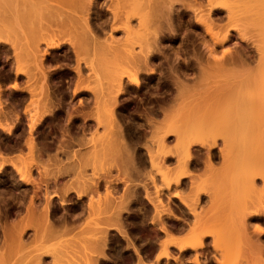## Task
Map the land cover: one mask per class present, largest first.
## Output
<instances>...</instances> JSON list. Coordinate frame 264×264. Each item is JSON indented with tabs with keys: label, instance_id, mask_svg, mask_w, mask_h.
I'll list each match as a JSON object with an SVG mask.
<instances>
[{
	"label": "bare ground",
	"instance_id": "1",
	"mask_svg": "<svg viewBox=\"0 0 264 264\" xmlns=\"http://www.w3.org/2000/svg\"><path fill=\"white\" fill-rule=\"evenodd\" d=\"M36 1L37 0H0V57L5 58V59L1 58L2 60L7 59L6 60L7 61L6 67L9 63V66L7 67L8 69H12L11 67L16 65L15 67H13V69L15 68L13 70V72H12V70H10L11 73L8 70H7L8 73L6 70H4V71H6L7 74L5 72H3V74L5 73L6 75L2 76L3 77L2 79L11 78V80H13V82L10 85L9 84L10 81L7 79L9 82V83H7L8 85H6V86H8L7 88H9L11 86L10 87L11 90H15V89L17 90L19 88H20L19 90H24L23 93L21 92L22 94L18 93V94H20V98H19L20 101L19 100H18L19 102L16 101L17 105L20 102L22 103L23 100H26L27 97L29 98V100H31V98H32V101H29L27 99L29 102H31L30 103L31 105L27 103L28 104L27 107L32 106L33 103L35 104L31 108L28 107L29 109L35 110V112H33V111L30 112V110H28V109L26 110V106L24 105L25 103L24 104L22 103V105H24L25 111H24V108H22L21 103H20V107L23 109V111L18 110V109H20L19 106H18V109L15 108L18 110L17 112L22 113V115L25 112L26 117H27L25 119L26 127H24L25 125L23 124V122H24L23 117L24 116L21 118L23 120L20 119L21 121H23V122H21L19 120V118L21 117L20 116L21 114L18 115L19 117H16L17 115L15 116L14 114H17V113H15L14 109L13 110L10 109L14 112V114L10 110L0 111L1 120L3 118L2 123H4L3 121H5V123L7 122V120L10 121L13 117L12 118H9V117H11L13 115L15 116L12 119L14 123H12L10 121L11 122V124H9L10 126L9 125L7 126V124L4 126L5 123L2 124L0 122V131L1 132L3 130H6V131L10 132V134L12 133V137H13V135H14L13 130L14 129H17L19 126H22V125H24L23 126L24 128H27V129L21 130L22 132L19 129L20 133L18 131H17L18 134L15 133L16 134L15 135L16 137H14L15 139L11 137V140L12 139L14 140V141L12 140L13 141L12 143H10V144L8 143L6 145V144H4L5 142H3L4 145H1L3 147L5 145L6 146L3 148V150L5 152L0 148L3 151V153H2V151H0V174L5 170V168L1 167V165L4 167V165L2 164V163H4V161H5V163H8V161H9V164H11L12 162L10 160H12V159L14 160V158H15L16 160L22 161L23 158H25V157L27 158V159L25 158L26 161L31 160L29 163H31L32 165H34V163H32L34 160L35 161L37 160L40 162V159H43L40 162L41 165L44 164V166H45V164H46L48 167L45 166L46 168L43 169L42 168L43 166L41 167L39 165L41 167V169L43 170L42 171V170H40V168H38L39 167L38 165H37L38 167L36 166L40 170V172H38L40 174V176L44 173V177L46 178V176L47 175L50 176V174L52 172L55 173V176L53 173V174H51V177L48 176L46 179L44 177H41V179L44 178L46 184H47V182H49V180L51 178H52L51 180H53V179L55 180L56 176L58 175V173H60V171L62 169L61 173L64 172L68 176L67 179L65 178L66 176L64 177L65 181L63 180L64 181V182H62L63 184L61 183L60 185H58L59 184L58 180L62 176H64L63 175L64 173L59 174V176L61 175V177L58 178L57 184H55L54 181H53L54 182V184H53V182L50 180L51 183L54 185L52 189H54V188L56 189L55 185L56 186L58 185L57 189H56L57 191L53 195L56 196L57 192H60V189H58L59 186H61V188H62L61 189L62 194H61V192L59 193V196L61 195L60 198H58L59 197L58 195L56 196V198L54 197V199H53V197H51V196L50 197L53 199V201L56 199L57 201H55V202H59V204L56 203L54 207H56L57 204H58V206L61 204L60 206L62 207V202L60 203V201H61V198H63V197L64 198L62 201H65V202L67 201V203L72 201L71 202V208H70L71 210H70L69 215H72V218L73 219L75 218L77 221H74L73 219H71L68 222L67 221L68 217L66 218L67 220L64 221L63 217H65V216H64V214L61 215V212L65 213L67 211V209H65L66 211L60 210L61 212H59V213L61 215V218H63L61 220H62V222L64 221L63 224L60 225L59 222L61 220L60 219H59V221L57 220L60 217V215L58 214L59 217L57 218V216H56L57 213L55 215L53 213L54 211H52L53 208L51 209V203H52L51 201L52 200L49 198V195H50L49 193H51V191L50 192L49 191L48 192H46V191L42 192L41 190H44L43 188L40 190V186L42 184H38L39 182H37V184L40 185L39 187H37V184H35L36 181H34V183H33L34 186L29 185V184H32L33 180H35V179L32 180V178H30V172H29L30 169H28L27 167H25V169L22 168L23 165L21 166L22 169L20 167L18 168V167L13 165L14 169L12 172L15 171L14 172L15 174H11V175L16 176V171H17V176L15 177L16 179L15 178L14 179L17 180V182L18 181L19 182L21 181V183L23 182V185H24V183H29L28 184L29 186L28 185L27 186L28 187L32 186V188H31L32 191H34L35 189H39L38 192L40 191V195H41V192L45 193V194H42L45 197L44 198L42 197L44 199L43 200L44 203H42V205H41L42 207L37 208L36 206L37 205L40 206L39 204H41L42 199L37 197L38 195H37L36 191H34V192L31 191V192L33 193L34 198H35V196L37 197V201H38V199H40V201L38 203L35 201L37 205H35V202L32 201V199H30V198L28 199L29 201H27L28 204L25 205V202L23 201L24 198L21 197L22 194L20 193L21 196H20V194H18L21 198H23V200L21 198H20L21 200L18 198L20 200V204L22 201L24 203L23 205L25 206L24 208L22 207V210L24 212L23 214L25 216L28 215L29 218H32V219H30V222H31L30 224H32L31 227L34 230L29 226L30 224L27 223V221H26L29 219L28 216L26 217L27 218L26 219V218H24V215L21 216L22 212L20 213L21 215L18 214L19 210L21 211V209H19L20 207L17 208L15 206H17L16 204H18V206H22V205H20L18 201L15 202L16 204L14 203L15 204L14 207L17 210L19 209L18 211L16 209H14L15 213L18 214V216L16 217V215L13 213L14 211L12 210L13 209V207H12L13 206L12 205L13 200L11 203L9 202L10 203L9 206L12 205L11 206L12 209L8 208V210H11L13 212H11V211L10 212L8 211V212L14 214L16 219H18V217L20 215L19 219L22 217L21 219L25 220V222L23 221L24 222L23 223L22 220H19V221L16 219L14 220L13 219L14 215H13L12 221H14V222L10 223V222H12L10 220L11 217L9 220H7L8 218L2 216V217H4V219L6 218L5 222L8 221L9 225L3 221H2V223L0 222V264H98L99 258H102L101 256L108 258V259H111L110 256L107 257L109 254L107 256L105 254L106 253L105 250H107V249H105L106 248L105 246H106V242H108L107 238H109V237H107V235L112 233V232L111 233L107 232V230H108L107 227L109 225L110 226L112 225L113 228H115L118 223L121 224L120 221H121V219L123 220V217L125 215V214L123 216L121 215L122 218L120 217V213H122V210H124V213L129 212V210L124 209L126 202L128 203V201H126L127 200L126 198L131 199L133 197L131 195H133L134 191H133V189H131V187L129 188L130 190L133 191V192H130V193H132L130 195L131 196L130 197V196H126L127 195L126 192H128V191H125V190H127V188L129 186H131L130 182L133 180L132 179L133 177L131 178L130 175H126L127 177L129 176L132 179L128 183V185L125 182L128 179H130L129 177H128V179L126 177H124V178L119 177L120 180H121V178L125 179L123 182H121L122 185H120L122 187L125 184V186L122 187L124 190H122V188H119V186L116 187V188H119L123 191V192H121L122 193L121 194L119 191H118L119 192L118 193L117 192L118 189L116 190V188L114 187L116 185L113 186L114 190H112V188H111L112 186L110 184H114V182L112 181L111 177L106 176V178L108 179L107 181H105L106 180L105 178H102L103 180L105 179L104 180L105 182L100 179L102 182L105 183V184L100 183L102 185H100L98 182H95L99 179V177L97 178V176H96L97 174H96L95 170H98V168L99 167L101 168L103 165L105 167L107 165L108 166L110 165V167H112L111 166L112 164H110L111 162H113V167L116 168L117 163L115 161H117L120 166L118 168H116V169H118L116 171H119L120 174L121 173L123 174V173H125L124 171L126 169L128 171V169L130 168L129 170L132 169V173L130 171L129 172L126 171L127 172L126 174L131 173L134 175L135 171L133 173V169H135L136 173H137V171H138L137 168L139 169L138 166H140L139 164H141L142 162L144 164V161H141V159H140L142 157V154H140L141 157H138V156H140L137 153L138 151H140V152L145 151V153H146V155H145V153L143 152L147 158V160H146L147 162H145V163L148 164V165L146 164L147 166L146 165L145 166L148 169L150 168V170H147V171H149V172H147L145 169L146 172H144V173H146V175H148V177H146V175H144V176H145V178H147V180L149 178V181L151 184L153 183L152 188L157 185L154 183L156 180L154 181L153 175H155V176L158 175V177H160V179H161V180L158 179L159 181H161V187L163 186L162 188H165V190L168 191L167 193H169V194H167V202H165V203H168V201L170 202V200L168 199V195H171L169 197H172V193L174 192L173 196H175L176 199L178 197V200H179L177 202L182 203V205L180 204L181 208H179V209H181L180 212L186 211L187 213H189L191 215L190 216V215L186 214L187 220L189 219L188 216L192 217V219L190 220L191 222H189V223L185 219L184 221H187V222L184 223L183 228H185L184 226L187 223L188 224L186 225L187 226L186 228L187 229L190 228L189 225L193 226L195 220H196L195 222H200L199 223L200 225L197 223V224H195L194 227L199 226V228H201V221L205 225V226L202 225V227L203 226L205 227L202 229V232H204V233L199 232L200 231L199 228L195 229L194 227L193 228L195 230L194 231L190 230L192 233L189 232L191 234H188V235L186 233L187 230L185 232H183V230H182V232L186 233V235H187V236L184 235V237H183L182 232H179V233H182L181 235L178 234L179 236L175 235L177 230L174 231L176 229V227H173L174 224L170 223L171 221L169 222L171 224L170 228H172V227H173V229L175 228L173 230L175 232V233H173L175 236L172 235V230H171V232H170V230L168 232L167 229H169V227H167V225H169V224L165 223V224H167V225H165L163 223L164 225L162 224V226H163L162 229L165 228V230L168 233L166 234L164 231L163 233H164V235L166 234L167 237H164L163 241L158 240L159 241L158 242L157 239L159 237L157 238V236L155 235L156 233L154 232L155 233L154 235L157 238V239H155L157 241L156 242L157 244L156 243L155 244L157 245L158 250L160 247V251H157L158 254L153 251L155 254H157V255L153 256L154 259H156L158 261V258H160V257H165V258L171 257L172 253L170 256L169 255L170 253L168 251L170 250V252H171L172 249L169 248V250H167V245L168 244L169 245L174 244L175 245L174 248H177V250H176L177 252L184 251V250H186V248H189V250L192 249L193 253L188 250V253L191 252L190 255L191 254L193 255L192 259L189 256L191 259V262L196 263V264H204V263H201V261L206 262L205 261L206 259L201 260L202 258L200 256V254H201V252L203 253L204 247H206V241L207 240L205 241V237H209L210 239H213V240L207 241V242H209V245H212L209 249V250H211V254H210V252L207 251L208 248H207V250L205 249L206 252L205 251L204 252L206 254L208 253L210 255H215L214 253L217 254V252H218V255H219L218 258H217L218 255L213 256V257H215L216 261H215V259H213L212 256L210 257V255H209V257L213 259V263L216 262L215 264H219V263L220 264L221 263L222 264H234V262L236 264H240V263L241 264L242 263L243 264H264V246H262L264 243L261 245L262 240L260 239V237H262V235L264 234V229H262V228H264L263 227L264 226V224H263V222H264V0H172V1L171 0L170 1L164 0L166 3L163 0H160L161 3L159 0H157V1L154 0L157 3L155 5L150 4L151 3L150 0H108L107 1L108 7L106 9L104 7L107 3L105 5H103L104 2L101 1V3H100L99 2L100 0H78V4L76 2L77 0L76 1L72 0V1L76 2L75 4H77V6L74 5L75 8L72 6V9L74 8L75 10L74 9L73 10L75 12L70 11L72 9H70L68 11L74 12V13H68V12H64V11L58 12V14H60V13L64 14L65 13L64 15H61L63 18L62 17L60 18V15L59 16L57 15V17H56V14H57L56 12L58 11V8H59L58 6L52 5L53 6L52 7L50 3L46 2V0L42 1L43 2V3L41 2L42 4L40 3L41 0H38L37 2ZM48 1H51V3L53 1V3L55 2L54 4H57L56 0H48ZM61 1L62 0H57L59 6L61 4L63 5V2L61 3ZM64 1L67 2L69 0H64ZM154 1L152 0V2H154ZM59 2L61 4H59ZM162 2H164L163 6H166L165 8L163 6H161ZM45 3L47 5L50 4V6H47ZM72 3H74V2H72ZM174 3L177 4L179 6V8L180 7L182 8L181 10H179V12H177L178 10L176 11L174 9V7H172V5L173 6L175 5ZM39 4L43 5V8L45 10H47L46 6L48 7V10L43 12L44 16L41 14V11H43V9L41 8V6ZM67 4H68V2H67ZM168 4L171 5V8L168 7L169 6ZM99 5H100V8H102V6H104L103 7L104 10H102L103 15H100L97 13ZM65 6H66V4H65ZM67 6H69V5H67ZM178 6H177V8H178ZM49 7H52L53 10H51L52 8H49ZM56 7H57V9H56ZM69 8H71V6H69ZM55 9H56V11H55ZM59 9L62 10L61 8H59ZM49 11H51L50 12L51 14L48 13V14H50L51 18L48 17L47 23L50 21V19L52 20L54 18V20H55V18H57V19L60 18L59 20H61V23H62V21H64L63 24H64L66 30L67 31L71 30L74 32L73 33L71 31H68V33L69 32L73 33V34L70 33V35H73V38H71L72 36L69 37L71 39V41L69 43L70 48L69 47L66 48V46H65L66 50L69 48L67 50V53H68V51H70L69 52L70 54L68 53L69 56H68L67 60L71 61V64L75 62L74 63L75 66L73 65L74 66L73 69L70 67L73 70L72 74L74 72L73 75L75 76V79H72V81L77 79L76 80L77 83L78 82L82 83L83 81L85 82V80H83V79H82L83 81L82 80L78 81V79H81L80 78V76L82 75L81 71H82V68H84V67L87 68L90 72L94 71L93 77H94V74L97 73V70L99 71V73L101 72V75H103V77L105 75H106V77L109 76L108 86L105 85V87H104V89H105L104 91H106V93H105L106 95L103 94L102 92H100L98 89V87H99V85L97 84V78L98 77L95 78V83H96V85H98V87L94 86V87H91V89H90V90L93 89L91 91L92 93H90V95L92 94L91 100L97 102V104L99 103L98 106H94V104H95V102H94L93 106L96 108L98 107L100 115L94 114L95 117L94 116L92 117L93 107H91L92 108L91 111H90L89 107L87 109V105H88L86 103L87 101L84 102L83 100L82 101L84 102V104L85 103L87 104V105L85 104L86 108H84L85 107V106H83L84 104L81 103L83 108L85 109L84 111H86V109H87V113L89 112L90 115H89V113H88V115H86V113L84 111L79 113L80 110H83V108L80 109L77 114H74V113H76V111H74V108H71V107H70V109H73L71 111H74L73 116L71 115L72 113L67 114V113H69L70 110L65 107V106L68 107V104H65L66 98L63 95H62L63 97L62 96L61 97L55 96V92L53 89L54 86L56 87L55 91H58V95L60 94L61 89H63V87H62V85H58L56 83L57 81H60V80L55 79L54 81H56V80L57 81L53 82L52 81L53 78L50 79L53 76H50V78H48L47 72H49V71L46 70V67H47L46 66V60H47V56L53 55L54 51L63 50L62 46L64 45L65 42H60V40L58 41V35H60V32H62V30H64L65 28H63L64 26H60V28H59L60 22L57 25V23H55L54 20H53L54 24L48 23L49 25H46V23L44 22L45 18H46L45 12H49ZM53 11H55L56 14H53ZM175 11L178 13L175 16L178 18V19L176 18L177 20L174 19V15H173ZM188 11H190V13ZM182 13L185 14V17L181 16V15H183ZM52 14L55 17H53ZM92 14L94 15V17ZM188 14H191V15H188ZM179 15L181 17L187 18L185 22L188 23V21H189L190 25L193 28L199 29V32H195V30H194L195 33L192 32L194 37H193V35H191L192 33L189 34L193 37V39H190L188 41L186 40L188 43H185L183 45L180 44V46L177 48V50L175 52L173 51L172 54L170 53V55L174 54V57L171 56L173 63L170 62L169 59H171V57L167 56L166 55L167 53L164 54L165 56L162 54L164 56L163 59L166 62L171 63L170 65H168L166 71L168 70L167 72L169 73V76L171 77L172 81H169V82H170V84H172L174 86L173 90L171 88L172 91H169V93L163 95L162 99L160 97L161 101L160 102L157 101L158 103L155 101L157 99L154 100L156 103L153 101L154 104L152 103V105H151L152 101H149L150 106L148 108H144L147 110L145 111V114H143V118H142V120L145 119L143 121H145L147 123V126L145 127L144 122H143V130L140 131L142 133L141 134L142 136L138 133L140 135V137L138 136V134H135L134 132H132L133 130H130L132 133H134L133 136L135 135V137H139V138H135V140L134 139L132 140L131 138H129L130 136H128L129 133L131 134V132H129L128 124H126V123H129V121L131 119L140 121V120H138L140 117L139 118L137 117L138 119H134L132 116H134L135 114H133L131 116L130 114H128L130 111H127L128 112L127 116L130 115L132 118H129L130 117L129 116L128 118L130 120H128V122H126L127 120H125V118L127 116L125 115V113H121V112H118L119 110L118 111L116 110L117 104H119V103H117L118 102L117 100H119L118 95L126 92V89H127L126 88V85H127L126 82L128 84L130 83V84L136 85V87L140 86L143 83L140 80V79H142L139 77L140 74H138L142 70L143 71L145 70V73L155 71L154 70L155 64L153 63V61H154V58L156 57V55L159 52H160L159 54H161V52H162V50H161V47L163 46L162 41L165 40L166 34H168V36H169L168 39L171 40L172 37L175 38L180 33V32L178 33V30L180 31L179 28H181V26H179L180 25L179 20L181 19L179 17ZM184 18L182 20H184ZM174 20L176 23L174 22ZM182 23H184V22H182ZM53 25H54V28L52 29ZM47 26H48V32H47ZM55 26L58 27L59 29H57ZM187 26L189 27V25H186V27ZM186 27H185V29H187ZM187 30H189V29H187ZM190 32H191V30H190ZM65 33L68 35L67 32H65ZM184 33H185V31H184ZM61 34H63V32ZM117 34H119V35L117 36ZM186 34L187 33H185V36H186ZM137 35L139 36V38H137ZM182 37H184V36H182ZM67 41H68V38H67ZM181 41H183V40H181ZM184 46H186V47H184ZM188 46L190 47L189 49H188ZM188 52L191 53V56L188 54ZM57 53L58 52L54 53V54H56L55 55L56 57H57V55L58 56L60 55ZM8 54H10V55H8ZM61 55H64V54L61 53ZM71 55H73L74 58ZM79 55H80V57H79ZM162 55H160V57ZM70 56L73 59L69 60ZM65 57H67V56H65ZM84 57L87 59H85ZM89 57H91V58H89ZM160 57H159V59L162 58V57L161 58ZM49 58H51V56ZM57 58H59V57H57ZM91 59L93 62L96 61L97 63H95V62L93 63L91 61ZM51 60H52V58H51ZM72 60H74V61H72ZM80 60H83V64H82L83 66L79 64ZM174 61H176V62L174 63ZM49 62H50V60H49ZM49 62H48V64H49L48 68L50 67ZM13 63H14V65H13ZM93 64L94 65L96 64V65L94 66ZM163 64L164 63H162V65ZM29 66H31V68H29ZM3 67L5 68V65ZM95 67L98 69H96ZM126 67L133 69L134 73H133V75H131V73H130V75H127V77H126L127 81L125 82L123 77H125L126 75L123 76V74L124 73L126 74V70H128ZM28 69H30V70L33 69V71L35 73L39 74V76H38V74H35L31 70L33 72V74L38 76V81L37 82L35 81L36 83L34 82V79H36L37 77L35 76L36 78L35 77L33 78L32 72H29L30 70H28ZM71 69H69V70L71 71ZM163 69L165 71L164 67H163ZM69 70H68V72H70ZM95 70H96V72H95ZM160 70L161 69H159V71ZM83 71H84V69H83ZM131 71L132 70H130L129 72H131ZM54 72H56V71H54ZM166 73L163 72V74H165V75H166ZM10 74H12V75H10ZM66 74H68V73H66ZM72 74L70 73V76ZM86 74L88 75V73H86ZM48 75H50V74H48ZM59 76L60 75H58L57 78ZM70 76L66 77V78H68L67 80H69ZM144 76H146V75H144ZM144 76H143V78H144ZM149 76H151V75H149ZM72 77L73 76H71V78ZM162 77L163 76H161V78ZM170 77H168V78H170ZM54 78H55V76H54ZM71 78H70V81H71ZM82 78H85V77H82ZM31 79H33V81ZM86 79H87V76H86ZM90 79H93V78H90ZM87 80H89V79H87ZM167 80H169V79H167ZM39 81H41V82H39ZM51 81L53 83H56V85L53 84L50 86L49 84L52 83ZM99 81H100V79H99ZM188 81H191V83H189ZM5 82H6V80H5ZM21 82H23V84L24 83H27V84L23 85ZM38 82H39L40 86L37 84ZM60 82H59V84H61ZM93 82H92V85H95V84H93ZM71 83H73L72 84L73 86L76 84V83L74 84V82H71ZM98 83L100 84V82H98ZM102 83H103V81H102ZM34 84H35V86H33ZM66 84H70V82L69 83L66 82ZM109 84H110V87H109ZM3 85H5V83ZM76 85H77L76 87L81 86L78 84H76ZM21 86H23V87H21ZM35 87L36 88L38 87L39 89H37V91H36ZM70 87H72V86H70ZM108 87L110 89H108ZM0 88H2V87H0ZM12 88H14V89H12ZM21 88H23V89H21ZM66 88L68 91H70V89H71V94H69V95L66 94L67 97L70 95H71L70 97L75 96L73 94H75L74 91H76L77 88L75 89L72 87L74 89V90H72V88H69V85H67ZM84 88L85 87H83V89ZM88 88H87V90H88ZM94 88H95V90H94ZM164 88H165V90L169 89L167 86H164ZM10 89H8V90H10ZM100 89H102L101 86H100ZM142 89H144V88H142ZM19 90H17V91L19 92ZM34 90L36 92H34ZM63 90H65V88ZM63 90H62V94L66 92V90L64 92H63ZM81 90H80V92H81ZM17 91H16V93H17ZM1 92H2V90H1ZM24 92H26V93H24ZM53 92H54V94H53ZM80 92L78 91L77 94H79ZM167 92H168V90H167ZM6 93H7V91H6ZM6 93L4 94V96L6 95ZM99 93H102L103 95H100ZM24 94H26L27 96ZM77 94H76V96H77ZM1 95H2V93H1ZM34 95L37 96L38 98L35 97ZM4 96L1 98H4ZM122 96H125V95L122 94ZM13 97H16V96H13ZM34 98H37V102L39 101V99H40V101H43V102L39 101L40 105H38L39 102L38 103L34 102V100L36 101V99H34ZM68 99H69V97H68ZM74 99H76V98H74ZM86 100H88V99H86ZM96 100H98V101H96ZM120 100H122V99H120ZM11 101H10L9 107L13 108V107L17 106V105H15L12 107ZM73 101H75V100H73ZM93 101H91L90 103H92ZM1 102H2V100L0 99V107L2 108L1 104L3 105V102L2 103ZM13 102H15V100H13ZM120 103H121V101H120ZM41 104L44 105L43 109L41 108ZM71 105H73V104H71ZM119 105H122V104H119ZM6 106H8V105H6ZM79 106H80V103L77 107H79ZM82 106H80L79 108H81ZM124 106H127V105L124 103ZM141 106H142V104H141ZM35 107H36V109H34ZM72 107H76V106L73 105ZM1 108H0V110H3ZM22 109H20V110H22ZM37 109H38V111H37ZM45 109H46V112L48 111V113H46V115L51 119L59 117L62 114L59 112L62 110V112L63 111L65 112L64 114H67V117H65V115H64V118H68V116H69V118H71L73 120L75 117V119H76L75 123H77V122L79 123L80 120L82 122H83V120L85 121V123L83 122L84 123L83 128H82V125L80 124L82 122L79 123L81 125V128L83 130L85 128V130H86V132L84 133L80 129L82 131V133L80 132L81 135L79 138L84 136L83 138H81L82 142L80 140H78L79 138H77L78 137L77 135H75V137L77 139L75 137H73V135L75 134L74 131L76 129V127H75L76 125L73 124L74 122L72 123L71 119H69V120H71L70 126L68 124L65 125L66 127L63 126L64 132L62 131L63 128L62 129L60 128L62 124L58 123L59 120L57 121L56 119H54L56 122L55 121H54V123L52 122L53 126H54L53 127L54 132L57 133V131H59L58 132L59 135L56 136L55 141L53 139L54 142H57L56 140H57V138H59L61 136L60 134H62V136L65 134L66 135L68 134V136L66 137V139L67 138L68 139L66 141H64L65 138H61L62 137L61 136L60 137L61 140L58 139V140H60V141H58L59 143L58 142L54 143L55 148L53 147V149H55V152H56V150H57V152L59 150V152L64 154L63 160L60 158L61 154H59V152H58V154H55L54 150L51 149L54 152V154H52L53 156H50L51 154L48 152V150L50 151V149H48V147L49 146L51 147L52 146L51 143H53L50 140L53 137H55L56 134L54 135V133L52 132L54 136L52 135L53 137L49 140L47 139L46 142H44L43 139L41 140L39 138L40 135H37L38 134L37 132L39 131V130L37 131V128H38V125L41 123L40 122L41 116H43V110L45 111ZM118 109H119V106H118ZM75 110H78V109H75ZM138 110H139V108H138ZM7 111H10L11 115H10V112H7ZM94 111H96V110H94ZM38 112H39V114H38ZM40 112H42L41 115H40ZM133 112H135V111H133ZM95 113H98V112H95ZM120 113H121V116L123 115V118H121ZM58 114H59V116H58ZM118 114L120 117L118 116ZM124 115H125V118H124ZM7 116H9V117H7ZM88 116L89 117L91 116L92 118H89ZM4 118H6V120ZM64 118H63V120H65ZM66 120H68V119H66ZM130 122H132V121H130ZM7 123H9V122H7ZM132 123H131V126L133 127V125L136 122H134L133 125H132ZM94 125L95 126L99 125L100 127H101V125H104L105 129L100 128L101 129V131H100V129H96L97 126L95 128ZM50 126L52 128V124L49 125V127ZM104 126H102V127H104ZM135 126H137V125L135 124ZM138 126L141 127L142 125L141 126L138 125ZM138 126H137V128H138ZM11 127L13 128V130L11 129ZM77 127H78V129L80 128L78 126V124H77ZM132 127H129V128H132ZM133 128L135 131L136 130L135 127H133ZM90 129L93 131L99 130V133H98L99 135L95 131L94 136L99 137L100 135H102V134L103 135L100 136L97 140H96L97 137L95 138V137L91 136L92 137L91 138L90 135H93L94 133ZM24 130H26L25 134L23 133ZM51 130H53V129H51ZM72 130H74V131L72 132ZM77 130H76V132H77L76 134H78V131H79V130L78 131ZM102 130L104 133L101 134ZM41 131L42 130H40L39 132L41 133ZM137 131H138V129L135 132L137 133ZM71 132H72V136H70ZM89 132H92V134H90ZM146 133H147V135H146ZM2 134H3V132H2ZM34 134H36V136ZM46 134L43 133V135H45L44 138H46V136H48V134L47 135ZM83 134H85V135H83ZM88 134H90V135H88ZM4 135H5V133H4ZM43 135L41 134L42 137H43ZM87 135L90 138V139H88V141H86ZM6 136H7V134H6ZM22 136H23V139H22ZM37 136H39L38 138H39L40 142L43 141L42 144L37 140V142L40 143L38 145V143L35 141L36 140L35 138ZM50 137H51V135H50ZM141 137H144V141L147 139L146 140L147 143H146V141L145 142L140 141L139 139H141ZM93 138L96 141H94ZM91 139L93 141H91ZM171 139L175 140L174 145H173L175 148L174 151H171L167 145V143H169L168 141H170ZM89 140L91 141L90 143H92V142L95 144L98 143V145H99L98 147H100V148H96L97 144L94 145L93 143H92L93 145H90L88 147V145L86 143L90 144ZM98 140H101V141H98ZM137 141L143 142V143H140L141 144L140 148L138 146L136 148V145H137L136 142ZM48 142L49 143L51 142L50 143L51 145H48ZM72 142L73 143L79 142L80 145H79V143H77L78 146L81 147V144H82L83 148L81 147V150H80L77 147V149H76V147L72 146L73 145ZM104 142H106V143H104ZM64 143H65V145H64ZM99 143H101V144H99ZM56 144L58 145V147ZM154 144H156L155 145L156 147H154ZM63 146L65 148H68V147L70 148L71 146L74 148L73 149H71L72 147L70 149L68 148V150H64V152H63L62 151ZM56 148H58V149H56ZM59 148L61 149V151ZM154 148H156V149H154ZM141 150H143V151H141ZM14 151H17V152H14ZM21 152H22V154H20ZM4 153L7 154L8 157L10 154H14L15 156H18L19 154L22 156L24 154L25 157L22 156L23 157L22 158L19 155V157H21L22 159L21 158L17 159L19 157H14V155H12L13 158L12 157L8 158L7 155H6V157H4V155H5ZM56 155H57L58 159H57ZM106 156L108 157V159L111 158L113 160L109 159L111 162L109 160H107V164H105ZM49 157H52V158L50 159ZM112 157H116V158L118 157V158L116 160H114V158H112ZM137 157L140 159L141 163H138L139 160H137ZM48 158L50 160H48ZM100 159L101 160L105 159V160H102V161H105V162H103L104 164L101 163L102 161ZM174 159H175L174 163L176 165H175V167H172V166L170 167L169 162H172ZM98 160H100L99 161L100 163L98 164L99 166L97 165ZM143 160H145V159H143ZM169 160H172V161H169ZM37 161H36V163H39ZM48 161H51V163ZM121 162H122V164H121ZM48 163H50V164H48ZM94 165H97V166H95V168H94ZM28 166H29V164H28ZM104 166L102 168H105ZM143 166H141V167H143ZM13 167H9V171H11ZM32 167L34 168V166H32ZM50 167L53 169L54 168L55 169L61 168V169H60V171H58V169L57 170L54 169V171H53V169H51ZM87 167H89L90 169H87ZM96 167H97V169H96ZM162 167H164V168H162ZM80 168H83V169H80ZM144 168L145 167H143V169ZM23 169H24V171H23ZM49 169H50L51 173L49 172ZM84 169H85V171L87 169V173L82 172V171H84ZM25 170H27V171H25ZM89 170H91V171L89 172ZM5 171L7 172V169ZM41 171H42V174H41ZM56 171H58V172L56 173ZM140 172H141V170H140ZM140 172H138V173H140ZM28 173H29V175H28ZM88 173H90V175ZM147 173H149V174H147ZM18 174H19V176H18ZM7 175L11 176L10 173ZM138 175H140V174H138ZM40 176H38V177H40ZM98 176H100V175H98ZM134 176H136V175H134ZM141 176H140V178H142L145 181V178L143 176L142 177ZM135 178L137 179V176ZM3 179L5 182L6 178H2V180ZM9 179L11 180L12 178L10 177ZM9 179H8V181H10ZM47 179H49V180H47ZM119 179H117V180H119ZM100 180H99V182H100ZM137 180H139V179H137ZM137 180H135L134 183H136ZM158 180H157V182H159ZM61 181H62V179H61ZM111 181H112V183H111ZM139 181H141V179ZM139 181H138V183H139ZM2 182L3 181H1V183ZM6 183H9V182H7V180H6ZM97 183L99 184V187L105 185V188L100 189L101 192L104 189V191L102 193H100V191H98L99 187L97 189V187H96ZM116 183L117 182H115V184ZM140 183H145V182L142 181ZM146 183H147V181H146ZM2 184H4V183H2ZM10 184H12V183H9V185ZM20 184H18V185H20ZM50 184L48 186H50ZM136 184H134V185H136ZM134 185H132V187ZM139 185H141V184H138L137 187H139ZM143 185L146 186L148 184H143ZM159 185L160 184H158L155 188H158ZM142 186H141V188H142ZM145 186H143L142 189L144 190L145 188H147V190L146 189L144 190L145 191L144 193H146V191H147V193H146L147 195L152 194V192H155V193H153V195L154 194L156 195L157 192H158V194L160 192H161V194L164 192V190H162V188H158V189H160V192L158 191V189L155 190V188H154L152 192L150 191L151 193H148V191H149L148 186H150V185H148L147 187H145ZM185 186L187 187V189ZM34 187H37V188L33 189ZM125 187H126V189H125ZM178 187H179V190H178ZM19 188H20V186H19ZM25 188H27V187H25ZM44 188H47V185ZM141 188H139V189H141ZM180 188H182L184 191L181 190ZM188 188L190 191V192H188L189 194L187 193ZM15 189H17V188H15ZM168 189L172 190L173 192L168 190ZM22 190H23V188L19 192H22L23 194L24 193L28 194L27 192H23L25 190H23V191ZM45 190H48V188ZM49 190H50V187H49ZM115 190L119 194V196H118V194H115V192H114ZM134 190H135V186H134ZM185 190H187V191L185 192ZM137 191H138V189H137ZM180 191L182 193L183 192L185 193L183 195H186V193L188 195L192 194V196L186 195V196L190 197V202L185 200L186 196L183 197V195H181L182 193ZM138 192H140V191H138ZM130 193H128V194H130ZM164 193H163V195H164ZM6 194H8V193H6ZM65 194H68L67 198L64 196ZM72 194H75V198H73ZM83 194H85L84 196L87 197L86 198L87 202L85 201L86 205L84 204L85 206L82 205L83 203L81 201V197H83L82 196ZM161 194L158 195L157 197L152 196V198H150L151 196L148 195L149 196L148 197L146 195L147 196L146 199L147 198L151 199V200H149V202L151 201V203H150L151 206L153 205L155 207V208H153V206H152V209L155 210V213L153 211L154 214H152V215L153 216L155 214L157 215V218L153 217L154 220L151 218V215H150V219L153 220L151 223H153L154 221H155L154 223H156V222L158 223L159 220L165 221V219L163 218V213H166V214L173 213L172 210H174V209H172L171 210L172 212H170V208H173V206L170 207L171 205L168 206V204H165L164 202H162V203H164V204H162L160 202L161 199L159 201L158 197L163 196ZM30 196L31 195L29 194V196H27V197H30ZM135 196H137V193H136V195L134 194V197ZM1 198H0V200H1ZM57 198L60 199V201H58ZM153 198L158 199V200L157 199L156 200L159 202V204H157L159 207L155 204V201L153 200ZM2 199H4V198H2ZM49 199L51 201H49ZM73 199H75V200H73ZM136 199H137V197H136ZM183 200H184V202H183ZM1 201L3 202V200H1ZM129 201L133 202V198H132V200H129ZM152 201H154L153 202L154 204H152ZM157 201H156V203H158ZM132 202H129V204ZM140 202L141 201H139V203ZM185 202L187 203V205L185 204ZM7 203L8 202H6L5 204H7ZM33 203H34V205H33ZM5 204H3V205H5ZM78 204L81 206V209H79V211L82 212L84 210L83 214L81 213V215H85L84 219H83L84 221L83 220L78 221V219H77L80 215L79 214L80 212L76 214V212H77L76 209L79 206ZM129 204H128V208L131 210V208L129 207ZM0 205H2V204H0ZM64 205H66V204H64ZM67 205H66V208H68ZM7 206H3V207L1 206V207L6 208ZM58 206H57V210L59 209ZM68 206H70V204ZM126 207H127V205H126ZM2 208H0V209H2ZM5 208L2 211H5ZM133 208H135V207H133ZM144 209H145V207H144ZM62 210H63V208H62ZM147 210H149V209H147ZM177 211H178V209H177ZM84 212H85V214H84ZM176 212H175V214H176ZM138 213H139V211H138ZM65 214H67V212ZM126 214H128V213H126ZM181 214H183V213H181ZM206 214H208L210 216H208ZM3 215H4V212H3ZM53 215H55L57 219L54 218ZM77 215H78V217H77ZM147 215H148V213H147ZM159 215H160V218L158 217ZM177 215H179V212ZM184 215H182V216H184ZM200 215L205 216V217L203 216V220L200 218L201 217ZM66 216H68V215H66ZM135 216H137V215H135ZM142 216H145V214ZM169 216L170 215H168L167 217H169ZM182 216H177V217H182ZM198 216H200V217L197 219ZM206 216H208L207 217L208 220L211 218L210 219L211 222H210V220H209V222H208V220L206 222V220H205V219H207ZM119 217H120V219H119ZM167 217H166V220L168 219ZM170 217L173 218L172 215ZM53 218H54V220L56 219L58 221V223H56L57 226L56 225L54 226ZM69 218H70V216H69ZM82 218H80V219H82ZM101 218H103V219H101ZM144 218L145 217H143V219ZM175 218H176V216H175ZM255 218L257 220H261L260 222L263 224V226L259 225L260 228H258V226L254 227L252 224V227H254V228L251 229L252 227L250 225L251 224L250 220H252V222H253V219H255ZM4 219L2 218L1 220H4ZM139 219H140V216H139ZM147 219H148V217H147ZM157 219H159V220H157ZM107 220H109V222H107ZM198 220H200V221H198ZM57 221H55V222H57ZM140 221H142V219H140ZM140 221H139V224H140ZM162 221H161V223H162ZM182 221H183V219H182ZM16 222H18V223L16 224ZM28 222H29V220H28ZM77 222H79V223H77ZM105 222H107V224ZM116 222H118V223L116 224ZM130 222H131V220H130ZM180 222H181V218H180ZM205 222H206V224H205ZM255 222L257 223V221H254V224H255ZM19 223H21V224H19ZM132 223H134V219H133ZM143 223H145V221ZM18 224L21 225L19 229L17 228V227H19ZM22 224L23 225L25 224V227ZM122 224H125V222L123 223V221H122ZM129 224H131V223H129ZM156 224H155V227H156ZM179 224H181V223H179ZM257 224H259V223H257ZM27 225L29 226L28 229L31 228V230H33L32 233H30L31 232L30 231L29 234H27V232L23 231L24 228L26 229V227H28ZM121 225H119L117 227H120ZM159 225H157L158 228H159ZM112 226H111L110 230L112 229ZM129 226H132V225H129ZM208 226H210V227H208ZM249 226H250V229L252 231H250ZM117 227H116V229H117ZM125 227L123 226L122 228H125ZM152 227H153V224H152ZM166 227H167V229H166ZM181 227H182V225L180 226V228ZM211 227L213 228V231L211 230ZM128 228H130V227H128ZM144 228H145V226H144ZM183 228H181V229H183ZM119 229L121 231H123L126 228L125 229L119 228ZM145 229H147V228H145ZM162 229H160V230L163 231L164 229L163 230ZM197 229L199 231H197ZM206 229H208V230H206ZM60 230H62V231H60ZM102 230H105L107 233L102 231ZM128 230H126V231H128ZM63 231H65V232H63ZM128 232H130V231H128ZM214 232H216L218 234V236H216V233H214ZM247 232H251V233L250 234L248 233L249 234L248 235ZM123 233L125 235H121L119 233L120 236H122V238L127 235L125 233V231H123ZM239 233H241L244 236V237L242 236L240 240L237 237L239 235ZM134 234H136V233H134ZM67 235H69V236L75 235L76 238H75V236L74 237L72 236L71 239L66 238ZM61 236L64 239H62ZM79 236L82 240L79 239ZM82 236H84V237H82ZM150 236H147V237H150ZM127 237H129V236H126L125 237L126 239H124V240H127ZM37 238L41 242L44 241V244H43V242L42 243L39 242L37 240ZM59 238H61V240H63V241H59ZM65 238H66V242L68 239V243H65ZM77 238L79 241L76 242ZM243 238H244V243L240 244V243H242ZM54 239H55V243H54ZM115 239H117V238L115 237ZM220 239L223 240L221 243H220ZM46 240L49 241V244ZM80 240H81V242H80ZM89 240L91 241L90 243H88ZM113 240H114V238H113ZM217 240H219V243L217 242ZM260 240H261V242H260ZM30 241H32L31 242L32 244L30 243ZM127 241H128V243L132 242L130 239H128ZM127 241H125L126 246L132 244V243L127 244ZM160 241H162V242H160ZM239 241H241V242H239ZM51 242L53 244L57 243L58 246L57 245L56 246H57V248H59L58 249L59 252L56 251L57 248L54 246H53L54 250L48 249L49 245H53ZM75 242H76L77 247L74 245ZM85 242L89 245H86ZM135 242H137V241H135ZM145 242H146V240H145ZM216 242L218 243V245ZM33 243H35V244H33ZM40 243H41V245H40ZM63 243H65L66 246H64L65 244H63ZM111 243L112 242H110V244ZM114 243H116L115 240H114ZM148 243H149V240H148ZM151 243H154V241ZM161 243H163V245ZM67 244H69V245L67 246ZM220 244L223 246V248ZM108 245H109V242H108ZM117 245L119 246V243ZM120 245H121V243H120ZM209 245H207V247ZM241 245H243L242 246L243 249H242ZM59 246H61V247H59ZM62 246H63V249H60V248H62ZM87 246H88V248H87ZM111 246H112V244H111ZM134 246L132 245V248H134ZM161 246H162V248H161ZM53 247L51 246L50 248H53ZM79 247H81L80 249L82 250L81 254H80ZM89 247H91V248H89ZM114 247H116V246H114ZM111 248H113V247H111ZM118 248L119 247L114 248V249L119 250ZM132 248H130V249L132 250ZM171 248H173V247H171ZM199 249H202V251H200V252L197 251ZM218 249L221 251L220 253H219V251H217ZM223 249H224V251H223ZM48 250H49V252H48ZM115 250H114V252H115ZM107 251H109V250H107ZM111 251H112V249H111ZM20 252L22 255L19 254ZM177 252H175V253H177ZM212 252H213V254H212ZM235 252H237V253H235ZM118 253L122 254V252H118ZM118 253L116 252L115 254H117L120 257L121 254L119 255ZM182 253L184 254V252H182ZM205 253H204V255H205ZM74 254L77 257H79V259ZM112 254H114V253H112ZM112 254H110V255L112 256ZM127 254L125 253V255H127ZM149 254H151V253H149ZM178 254H176V255H178ZM208 254L206 256L208 258L207 261L209 262ZM241 254L243 256H240ZM19 255H20V257H19ZM138 255L135 256V257H138V259H137L138 263L137 264H141L142 258L141 257L139 258V256L141 254L139 256ZM176 255H174V256H176ZM187 255L188 254H186V256L183 255V257L185 256L184 258L187 259L186 258ZM236 255H239L240 259H238L239 257L238 256L236 257ZM132 256H134V255H132ZM21 257H22V259H21ZM80 257H82V258H80ZM117 257H115V258L113 257L114 259L112 258V260L116 262ZM122 257H120V258H122ZM176 257L180 258L181 255L179 254V256H176ZM176 257H174V258H176ZM183 257L180 259H183ZM105 258H103V260H105L107 262V260ZM144 258H146V257H144ZM165 258H161V259L164 260ZM171 258H173V256ZM174 258H173V261H174ZM179 258H178V260H179ZM219 258H221V260ZM222 258H223V260H222ZM234 258H236V259L234 260ZM122 259H124V257ZM139 259H141V260H139ZM154 259H151V261L154 262L153 264H155ZM185 259H183V260H185ZM212 259H211V262H212ZM237 259L240 261H238ZM241 259H242V262H241ZM147 260H148V258H147ZM165 260H167V259H165ZM109 261H111V260H108V262ZM119 261H120V259H119ZM125 261H127V259H125ZM157 261H156V264H157ZM236 261H238V262H236ZM102 262L104 263V261H102ZM108 262L106 264H109ZM143 262H142V264H145ZM152 262H150V263L152 264ZM181 262L182 261H180V263ZM189 262H190V260H189ZM189 262L187 261V263H189ZM191 262L189 264H191ZM121 263L122 262L120 261V264ZM124 263L127 264L126 262H124ZM146 263L149 264V262H146ZM169 263L171 264V262H168V264ZM180 263L177 262V264H180ZM184 263H186V261ZM164 264H167V262Z\"/></svg>",
	"mask_w": 264,
	"mask_h": 264
},
{
	"label": "rangeland",
	"instance_id": "2",
	"mask_svg": "<svg viewBox=\"0 0 264 264\" xmlns=\"http://www.w3.org/2000/svg\"><path fill=\"white\" fill-rule=\"evenodd\" d=\"M37 1H38V0H37ZM37 1H36V2H37ZM42 1H44V0H41L40 3H41ZM70 1H71V2H70ZM75 1H76V0H75ZM75 1L69 0V1H67V2H68V4H67L66 1L62 0L61 3L63 2V5H64V6H63L60 2H59V4H61V5L59 6L57 0H56V3H57V4H54L55 2L53 3V1H52V3H51V1L46 0V2H48V3L51 4V6H52V5H55V6H58L59 8L62 9V10H60V9L58 8V11L56 12L57 14L55 13L57 7H56L55 11H53V14H56V17H57V15H58V16L60 15V18L62 17L61 15H64L65 13H64V14H63V13H62V14H61V13L58 14V12H61V11H62V12H63V11H64V12H68V13H74V12H75V11H74V10H75V9H74V8H75L74 5L77 6V4H78V0L76 1L77 4H75V3H76ZM101 1L104 2L103 5H105V4L107 3V4L105 5V7L102 6V8H100V5L98 6V11H97V13L100 14V15H103V14H102V12H103L102 10H104V8L106 9V8L108 7V6H107V5H108V2H107L108 0H105V1H104V0H100L99 2L101 3ZM150 1H151L150 4H154V5L157 4V3L155 2V1H157V0H155V1L153 0L155 3L152 2V0H150ZM159 1H160V0H159ZM163 1H164V0H163ZM169 1H170V0H169ZM169 1H168V2H169ZM171 1H172V0H171ZM65 2H66V3H65ZM72 2H74V3H72ZM164 2H165V1H164ZM164 2H162L161 6L164 5V4H163ZM42 3H43V2H42ZM42 3H41V4H42ZM64 3L66 4V6H65ZM148 3H149V2H148ZM160 3H161V1H160ZM165 3H166V2H165ZM41 4H39V5H40L41 8L43 9V11H41V14L43 15V14H44L43 12L48 10V7H47V6H50V4L47 5V4L45 3V4L47 5V6L45 5L47 10H45V9L43 8V5H41ZM71 4H72V5H71ZM174 4H175V3H174ZM178 4H179V3H178ZM67 5L71 6V8H69V6H67ZM165 5H166V4H165ZM168 5H169V4H168ZM45 6H44V7H45ZM72 6L74 7V8H73L74 10L72 9ZM177 6H178L177 4H175L174 6L172 5V7H174V9H175L176 11L178 10L177 12H179V10H181L182 8H181V7L179 8V6H178V8H179V9H178ZM52 7H53V6H52ZM52 7H49V8H52ZM103 7H104V8H103ZM163 7L165 8L166 6H163ZM168 7L171 8V5H169ZM168 7H167V8H168ZM68 8H69V9H68ZM176 8H177V9H176ZM70 9H72V10H70ZM51 10H53V8H52ZM59 10H60V11H59ZM68 10H70V11H74V12H70V11H68ZM176 11H175V12H176ZM50 12H51V11H49V12H45V17H46V18H45V21H44V22L46 23V25H49L48 23H53V24H54V22L57 23V25H58V23L60 22V24H59V28H60V26H64V24H63L64 21H62V23H61V20H59L60 18H58V19L55 18V20H54L53 17H55V16H54L53 14H52V15H53V17H52L53 19H52V20L50 19V21L47 23V21H48V17H50V14H51ZM175 12H174V14H173V15H174V19L177 18V17H175V16H176V14H178L177 12H176V13H175ZM188 12L190 13V11H188ZM48 13H50V14H48ZM180 14H181V13H180ZM182 14H183V13H182ZM92 15H93V14H92ZM188 15H191V14H188ZM43 16H44V15H43ZM181 16H184V17H185V14H183V15H181ZM181 16L179 15V17L181 18V19L179 18V19H180V20H179V24H180L179 26H181V28L178 27V28L180 29V31L178 30V33L180 32V33H179L180 35L178 34L177 37H175V38L172 37L171 40H170V39H168V37H169L168 34H166V36H165V37H166V38H165L166 41H165V40L162 41V45H163V46L161 47L162 52H161V54H159V53H160V52H159V53L156 55V57L154 58V61H153V63L155 64V65L153 64V65H154V70H155V71H152V72H146V73H145V70H144V71L142 70L143 72H142V71H141V72L138 71V72H139L138 74H140L139 77L142 78V79H140V80H141V82H143L144 84L142 83L140 86H137V87H136V85H133V84H130V83L128 84V83L126 82V81H127V78H126L127 75H130V73H131V75H133V73H134V72H133V71H134L133 69H130V68H127V67H126L128 70H126V74H125V73L123 74V76L126 75V76L123 77V78H124V80H125V82H126V84H127V85H126V88H127V89H126V92L121 93V94L118 95V96H119V97H118L119 100H117V101H118L117 103L122 104V105L117 104V108H116V110H117V111L119 110L118 112L125 113L126 116H127L128 114H130L131 116H132L133 114H135V115H134L135 117H134V116H132V117H133L134 119H138V118L140 117L138 120H140V122H142V123L144 122V126H145V127L147 126V123H146L145 121H143V120H145V119L142 120V118H143V114H145V111L147 110V109H144V108H148V107L150 106V105H149V104H150L149 101H152V102H151V105H152V103L154 104L155 101H156V102H157V101L160 102L161 99H162V97H163V95H165V94L169 93V91H172V90H173V87H174V86H173L172 84H170V82H169V81H172V80H171V77L169 76V73L167 72L168 70L166 71L168 65H170L171 63H173L172 57H174V54H173V55H170V53L172 54L173 51L175 52V51L177 50V48L180 46V44L183 45V44H185V43H188V42H187L188 40L193 39V37H194L193 33H195V32H199V29H198V28H196V29L193 28V27L190 25L189 21H188L189 24L185 22L187 18H184V17H181ZM93 17H94V15H93ZM186 17H187V16H186ZM50 18H51V17H50ZM62 18H63V17H62ZM183 18H184V20H182ZM177 19H178V18H177ZM177 19H176V20H177ZM53 20H54V22H53ZM58 20H59V21H58ZM57 21H58V22H57ZM174 22H175V20H174ZM182 22H184V23H182ZM175 23H176V22H175ZM185 23H186V24H185ZM51 25H52V24H51ZM186 25H189V27H188V26L186 27ZM55 27H56V26H55ZM185 27H186L187 29H189V30L185 29ZM50 28H51V27H50ZM53 28H54V25L52 26V29H53ZM56 28L59 29L58 27H56ZM63 28H65V26H64ZM183 28H184V29H183ZM190 28H191V29H190ZM181 29H182V30H181ZM61 30H62V29H61ZM183 30L185 31V33H187L186 36H187L188 38L185 36V33H184ZM190 30H191V32H190ZM192 30H193V31H192ZM194 30H195V32H194ZM68 31H71V30H68ZM68 31H67L66 28H65L64 30H62L63 34H61L62 32H60V35H61V36L58 35V41L60 40V42H65L64 45L62 46V49H63L64 51L66 50V49H65V46H66V48H67V47L70 48V46H69L70 44H69V43H70L71 39H70L69 37L72 36L71 38H73V35H70V33L73 32V31H71V32H69V33H68ZM181 31H182V32H181ZM47 32H48V26H47ZM65 32H67L68 35H67ZM192 32H193V33H192ZM73 33H74V32H73ZM73 33H71V34H73ZM173 33H174V32H173ZM182 33H183V34H182ZM191 33H192V34H191ZM189 34L193 35V37H192L191 35H189ZM118 35H119V34H117V36H118ZM140 36H141V35H140ZM182 36H184V37H182ZM190 36H191V37H190ZM65 37H66V38H65ZM62 38H63V39H62ZM67 38H68V41H67ZM137 38H139L138 35H137ZM184 38H185V39H184ZM65 39H66V40H65ZM69 39H70V40H69ZM181 40H183V41H181ZM186 40H187V41H186ZM181 42H182V43H181ZM66 43H67V44H66ZM65 44H66V45H65ZM163 47H164V48H163ZM184 47H186V46H184ZM69 48H68V49H69ZM162 48H163V49H162ZM189 48H190V47L188 46V49H189ZM68 49H67V50H68ZM63 50H61V51H54V53L58 52L57 54H60V55H61V53L64 54V55H61V56H60V55H59V56L57 55V57H59V58H57V57L55 56L56 54H54V53H53V55H54L56 58H55L53 55H50L51 58H52V60H51V58H49L50 56H47V60H46V66H47V67H46V70L50 72V73L47 72V76H48V78H50V76H53V77L50 78V79L53 78V80H52L53 82H56V81H57V80L54 81L55 79L60 80L61 82H60V81H57L56 83H57L58 85H62V87H63L64 85H65V86L69 85V88H72V87L75 88V87L77 86L76 84L81 85V86H80L81 88H80L79 86L76 87L77 90H78L79 92H80V90L82 89L81 92H80L79 94H77L78 91L76 90V91H74L75 94H73V95H75V96H72V97H70L71 95L68 96V97H69V100H70V99H71V100H70L69 103H68V107H69V108H67V109H69V110L71 111V110H73V109H70V107H71V108H74V111H76V113H74V111H71V112L69 111V113H67V114H71V113H72V114H71L72 116H73V113H74V114H77V113L79 112V110L82 109L83 106H85V104L87 103V104L89 105V106H88V105L86 104V105H87V109H88V107H89V108H90V111H91V109H92L91 107H93V109L96 110V111H94V110L92 109V111H93V114L91 113V114H92V117L94 116V114L98 115V114L100 113V112H99V109H98V107L96 108V107H94V106H98L99 103L97 104V102L91 100V98H92L91 95H92V94L90 95V93H92L91 91H92L93 89H92V90H90V89H91V87H94V86H95V87H96V86L98 87V85H99V87H98L99 91L102 92L103 94H105L106 91H104V90H105L104 87H105V85L108 86L109 76L106 77V75H105V76L103 77V75H101V72L99 73V71L97 70V73H96V74H97V75L99 74V75L97 76L96 74H94V77H93V72H94V71H93V72H92V71L90 72L87 68L84 67V68H82V71H81V73H82V75L80 76L81 79H78V81L83 79V80H85V82L82 80V81H83L82 83H81V82H78V83H77V81H76L77 79L74 80V81H72V79H75V76L73 75L74 72H73V74H72V71H73L72 69H73V67L75 66V65H74L75 62L71 64V61H68V60H67V59H68V56H69V54H70V53H69L70 51H68V53H69V54H68V53H67V50L65 51L66 53H65ZM62 51H63L64 53H63ZM188 51H189V50H188ZM163 52H164V53H163ZM166 53H167V54H166ZM168 53H169V54H168ZM10 54H11V53H10ZM10 54H8V55H10ZM65 54H66V55H65ZM67 54H68V55H67ZM81 54H82V53H81ZM162 54H163V55L166 54L167 56H170V57L172 56L171 59H169L171 63L166 62V61L163 59V57H164L165 55L163 56ZM188 54L191 56V53L188 52ZM188 54H187V55H188ZM160 55H162V56H161L162 58L160 57ZM189 55H188V56H189ZM52 56H53V57H52ZM65 56H67V57H65ZM71 56L73 57V55H71ZM71 56L69 57V60L74 58V57L72 58ZM84 56H85V55H84ZM158 56H159L161 59H159ZM8 57H9V56H8ZM79 57H80V55H79ZM85 57H86V56H85ZM85 57H84V58H85ZM91 57H92V56H91ZM91 57H89V58H91ZM157 57H158V58H157ZM1 58H2V57H0V80H1V81H0V87H2L3 89L0 88V99H1L2 102H3V105L1 104L2 108H1V107H0V108L3 109V110H0V111L10 110V109L13 110V109H14V110H15V113H17V114H14V112H13L12 110H10V111H12L13 114H14L15 116L17 115L16 117H19L18 115L21 114V115H20L21 117L19 118V120L24 116V117H23V118H24V122L21 121V120H23V119H21L20 121L23 122V124L25 125V119L27 118L25 112H24V114L22 115V113H19V112H17V111H18V110H19V111H23L22 108H24V105H25V106H26V110L28 109V110H30V112H32V111L35 112V110H33V109H29V108H28V107L31 108V107H32L33 105H35V104L33 103L32 106H28V107H27V105L31 103V102H29V101H32V98H31V100H29V98L27 97L26 100H23V101L21 100L23 104L25 103L24 105H22V103L20 102L22 108L20 107V103H18V105H17V102L20 101V100H19V98H20V94H22L24 90H19V89H20V88H19V89H17V90H19V92H18V91L15 89V90L17 91V93H16L15 90H11V89H10V87H11L10 85H11V83L13 82V80H11V78H7V79L10 81V83H9L7 79H2V78H3L2 76H5V75L8 73V71L12 70V72H13V70L15 69V68L13 69V67H15L16 65L13 66V67H11L12 69H8L7 67L9 66V63H8V65H7V67H6V64H7V61H6V60H7V59H6V60H2V59H5V58H2V59H1ZM94 58H95V57H94ZM94 58H93V59H94ZM53 59H54V60H53ZM85 59H87V58H85ZM49 60H50V62H49ZM161 60H162V61H161ZM175 60H176V59H175ZM3 61H4L5 63H4ZM72 61H74V60H72ZM91 61H92V59H91ZM48 62L50 63V67H49V68H48V65H49ZM92 62H93V61H92ZM94 62L97 63L96 61H94ZM94 62H93V63H94ZM175 62H176V61H174V63H175ZM162 63H164V64H163L164 66L162 65ZM79 64L82 65V64H83V60H80V61H79ZM156 64H157L158 66H157ZM4 65H5V68L3 67ZM13 65H14V63H13ZM69 65H70V66H69ZM73 65H74V66H73ZM93 65H94V64H93ZM95 65H96V64H95ZM95 65H94V66H95ZM166 65H167V66H166ZM82 66H83V65H82ZM155 66H156V67H155ZM162 66L165 68V71H166L167 73L164 71V69H163ZM165 66H166V67H165ZM52 67H53V68H52ZM70 67H71L72 69H71ZM161 67H162V68H161ZM26 68H27V67H26ZM29 68H31V66H29ZM95 68H96V67H95ZM52 69H53V70H52ZM57 69H58V70H57ZM69 69H71V71H70ZM83 69H84V71H83ZM96 69H98V68H96ZM159 69H161V70L159 71ZM4 70H6V71L8 70L7 73H6V71H4ZM25 70H26V69H25ZM28 70H30V69H28ZM31 70L33 71V69H31ZM31 70H30L29 72H32ZM68 70H69L70 72H68ZM87 70H88V71H87ZM99 70H100V69H99ZM130 70H132V71L129 72ZM52 71H53V72H52ZM54 71H56V72H54ZM101 71H102V70H101ZM3 72H5L6 74H5V73L3 74ZM33 72H34V71H33ZM33 72H32V74H33ZM95 72H96V70H95ZM159 72H160V73H159ZM163 72L166 73V75L163 74ZM10 73H11V71H10ZM34 73H35V72H34ZM66 73H68V74H66ZM70 73L72 74L71 76H73L72 78H71V76H70ZM86 73H88V75H87ZM103 73H104V72H103ZM127 73H128V74H127ZM148 73H149V74H148ZM1 74H2V75H1ZM12 74H13V73H12ZM12 74H10V75H12ZM35 74H38V73H35ZM35 74H33V78L36 76L37 78H36V77H35V78H36L37 80L34 79V82H35V81L37 82V81H38V76H39V74H38V76L35 75ZM48 74H50V75H48ZM104 74H105V73H104ZM161 74H162V75H161ZM58 75H60V76L57 78ZM68 75L70 76L71 81H70V78H69V80H67L68 78H66V77H69ZM83 75H84V76H83ZM91 75H92V76H91ZM100 75H101L102 77H101ZM144 75H146V76H144ZM149 75H151V76H149ZM54 76H55V78H54ZM86 76H87V79H89V80L86 79ZM89 76H90V77H89ZM143 76H144V78H143ZM161 76H163V77L161 78ZM165 76H166V77H165ZM82 77H85V78H82ZM97 77H98V78H97ZM168 77H170V78H168ZM90 78H93V79H90ZM95 78H97V84H98V85H96V83H95ZM102 78H103V79H102ZM99 79H100V81H99ZM101 79H102V80H101ZM107 79H108V80H107ZM162 79H163V80H162ZM167 79H169V80H167ZM5 80H6V82H5ZM22 80H23V79H22ZM31 80L33 81V79H31ZM92 80H93L94 82H93ZM3 81H4V82H3ZM32 81H31V82H32ZM52 81H51V82H52ZM63 81H64V82H63ZM65 81H66L67 83L70 82L71 85H70V84H66ZM75 81H76V82H75ZM102 81H103V83H102ZM144 81H145V82H144ZM161 81H162V82H161ZM163 81H164V82H163ZM167 81H168V82H167ZM36 82H35V83H36ZM39 82H41V81H39ZM39 82L37 83L38 85H39ZM53 82H52L51 84H49V85H50V86L53 85V84L56 85V83H53ZM59 82H60L61 84H59ZM71 82H74V84L76 83V84L74 85L75 87L72 85L73 83H71ZM92 82H93V84H95V85H92ZM98 82H100V84H99ZM104 82H105V83H104ZM188 82L191 83V81H188ZM2 83H3V84L5 83V85H3ZM7 83L10 84V85H9V86H10L9 88H7L8 86H6V85H8ZM21 83L23 84V82H21ZM21 83H20V84H21ZM106 83H107V84H106ZM159 83H160V84H159ZM165 83H166V84H165ZM24 84L26 85L27 83H24ZM24 84H23V85H24ZM37 84H36V85H37ZM40 84H41V83H40ZM63 84H64V85H63ZM33 86H35V84H34ZM39 86H40V85H39ZM39 86H38V87H39ZM70 86H72V87H70ZM87 86H88V87L90 86V87L88 88ZM100 86L102 87V89H100ZM133 86H134V87H133ZM162 86H163V87H162ZM164 86H167L169 89H166V90H165ZM169 86H170V87H169ZM21 87H23V86H21ZM38 87H37V88L35 87L36 89H35V88H34V89L37 91V89H39ZM54 87H55V86H54ZM83 87H85V88L83 89ZM109 87H110V84H109ZM109 87H108V89H110ZM128 87H129V88H128ZM73 88H72V90H74ZM76 88H75V89H76ZM78 88H79V89H78ZM87 88H88V90H87ZM135 88H136V89H135ZM142 88H144V89H142ZM171 88H172V90H171ZM8 89H10V90H8ZM12 89H14V88H12ZM21 89H23V88H21ZM98 89H97V90H98ZM108 89H107V90H108ZM1 90H2V92H1ZM3 90H4V91H3ZM5 90L7 91L8 94L6 93ZM35 90H34V92H36ZM70 90H71V89H70ZM94 90H95V88H94ZM127 90H128V91H127ZM140 90H141V91H140ZM167 90H168V92H167ZM14 91H15V92H14ZM38 91H39V90H38ZM82 91H83V92H82ZM162 91H163L164 93H163ZM21 92H22V93H21ZM165 92H166V93H165ZM1 93H2V95H1ZM5 93H6V95L4 96ZM11 93H12V94H11ZM14 93H15V94H14ZM18 93H20V94H18ZM24 93H26V92H24ZM88 93H89V94H88ZM102 93H99V94H100V95H103ZM162 93H163V94H162ZM9 94H10V95H9ZM68 94H71V93H68ZM76 94H77V96H76ZM122 94L125 95V96H122ZM18 95H19V96H18ZM24 95H26V94H24ZM89 95H90V96H89ZM105 95H106V94H105ZM152 95H153V96H152ZM3 96H4V98H1V97H3ZM9 96H10V97H9ZM13 96H16V97H13ZM17 96H18V97H17ZM26 96H27V95H26ZM34 96H35V95H34ZM85 96H86V97H85ZM121 96H122V97H121ZM127 96H128V97H127ZM132 96H133V97H132ZM157 96H158L159 98H158ZM35 97H37V96H35ZM41 97H42V96H41ZM41 97H40V98H41ZM81 97H82V98H81ZM124 97H125V98H124ZM129 97H130L131 99H130ZM155 97H156V98H155ZM160 97H161V99H160ZM17 98H18V99H17ZM37 98H38V97H37ZM37 98H34V99H36V101L34 100V102H36V103H38V102L40 101V99H39V101L37 102ZM74 98H76V99H74ZM85 98L88 99V100H86ZM123 98H124V99H123ZM140 98H141V99H140ZM153 98H154V99H153ZM10 99H11L12 101H11ZM16 99H17V100H16ZM27 99H28L29 101H28ZM72 99L75 100V101H73ZM120 99H122V100H120ZM155 99H157V100H155ZM13 100H15V102H13ZM18 100H19V101H18ZM78 100H79V101H78ZM82 100H83L84 102H86V101H87V102L84 104V102H83ZM89 100H90V101H89ZM125 100H126V101H125ZM128 100H129V101H128ZM140 100H141V101H140ZM154 100H155V101H154ZM10 101H11V103H12V104H11L12 107L15 106V105H17V106H15V107H13V108L9 107V105H10ZM16 101H17V102H16ZM26 101H27V102H26ZM77 101H78V102H77ZM91 101H93V102L90 103ZM96 101H98V100H96ZM120 101H121V103H120ZM153 101H154V102H153ZM2 102H1V103H2ZM40 102H43V101H40ZM40 102H39L38 105H40ZM70 102H71V103H70ZM73 102H74V103H73ZM94 102H95V104H94ZM99 102H100V101H99ZM156 102H155V103H156ZM4 103H5V104H4ZM14 103H15V104H14ZM27 103H28V104H27ZM79 103H80V106H82V104H84V105H83L81 108H79L80 106L77 107V106L79 105ZM81 103H82V104H81ZM124 103H125L128 107H127V106H124ZM144 103H145L146 105H145ZM157 103H158V102H157ZM43 104H44V103H43ZM71 104L75 105L77 108H76V107H72L73 105H71ZM76 104H77V105H76ZM93 104H94V106H93ZM100 104H101V103H100ZM141 104H142V106H141ZM6 105H8V106H6ZM30 105H31V104H30ZM69 105H70V106H69ZM135 105H136L137 107H136ZM143 105H144V106H143ZM3 106H4L5 108H6V107H7V108L5 109ZM18 106H19V108L22 109V110L18 109ZM43 106H44V105L41 104V108H42V109H43ZM118 106H119V109H118ZM122 106H123V107H122ZM132 106H133V107H132ZM8 107H9V108H8ZM36 107H37V106H36ZM36 107H35L34 109H36ZM120 107H121V108H120ZM134 107H135V108H134ZM142 107H143V108H142ZM15 108H17L18 110L15 109ZM37 108H38V107H37ZM84 108H86V106H85ZM84 108H83V110H80L79 113H81L82 111H84V110H85ZM95 108H96V109H95ZM127 108H128V109H127ZM136 108H137V109H136ZM138 108H139L140 111L138 110ZM50 109H51V108H50ZM75 109H78V110H75ZM87 109H86V111H84V112L86 113V115H88V113H89V112L87 113ZM121 109H122V110H121ZM124 109H125L126 111H125ZM135 109H136V110H135ZM10 111H7V112H10ZM24 111H25V108H24ZM37 111H38V109H37ZM49 111H50V110H49ZM127 111H130V112L128 113ZM133 111H135V112H133ZM141 111H142V112H141ZM143 111H144V112H143ZM7 112H6V113H7ZM95 112H98V113H95ZM139 112H140V113H139ZM44 113H45V114H44ZM46 113H48V111L46 112V109H45V111L43 110V116H41V121H40L42 124L40 123L41 125L39 124V125H38V128H37V131H38V130H39V131L42 130V131H41V133H40L39 131L37 132V133H38L37 135H40V137L37 136V137L35 138V139H36V140H35L36 142H37V140L40 142L39 138H40L41 140L43 139L44 142H46V140L48 139V136H46V138H44L45 135H43V133H45V134L47 133V134H48V126L51 125V124H52V129L54 130V128H53V127H54V126H53V123H54V121H55L54 119H56L57 121L59 120L58 123L62 124L61 127H60L61 129L63 128L62 131L64 130V127H66V126H65L66 124H68V125L70 126V123H71L70 121H71L72 119L69 118V116H68V118H64V115H65V117H67V114H64V113H65L64 111L62 112V110H61L59 113H62V114H61L60 116H59V114H58L59 117H56V118H54V119H53V118H52V119L49 118V117L46 115ZM121 113H120V116H121ZM127 113H128V114H127ZM138 113H139V114H138ZM7 114H8V113H7ZM13 114H12V115H13ZM38 114H39V112H38ZM41 114H42V112H40V115H41ZM10 115H11V112H10ZM14 115L11 116V117H9V116H7V117H9V118H12V117H13V118H14V117H15ZM45 115H46V116H45ZM89 115H90V113H89ZM99 115H100V114H99ZM125 115H124V118H125ZM130 115H129V116H130ZM44 116H45V117H44ZM61 116H62L65 120H63V118H62ZM116 116H117V115H116ZM118 116H119V114H118ZM120 116H119V117H120ZM129 116H127L126 118H128ZM131 116H130L129 118H132ZM88 117H89V116H88ZM92 117L90 116L89 118H92ZM94 117H95V116H94ZM137 117H138V118H137ZM13 118H12V119H13ZM44 118H45V119H44ZM121 118H123V115L121 116ZM126 118H125V119H126ZM129 118H128V119H129ZM157 118H158V117H157ZM4 119L6 120V118H4ZM7 119H8V118H7ZM12 119H11L10 121H11L12 123H14ZM46 119H47V120H46ZM66 119H68V120H66ZM69 119H71V120H69ZM2 120H3V118H2ZM2 120H1V118H0V122H1V123H2ZM51 120H52V121H51ZM74 120H75V121H74ZM10 121L7 120V122H9V123H7V122L5 123V121H3L5 124H4V123H2V124H4V126L7 124V126H8L9 124H11ZM47 121H48V122H47ZM60 121H61V122H60ZM64 121H65V122H64ZM68 121H69V122H68ZM52 122H53V123H52ZM55 122H56V121H55ZM73 122H74V123H73ZM75 122H76V119H75V117H74V119L72 120V123L75 125V124H77V123H75ZM145 123H146V124H145ZM24 125L19 126L17 129H14V130H13V128L11 127V129L13 130V133H14L13 137H12V133L10 134V132H8V131H6V130H3V131H2L3 134H2V132L0 131V142H1V143H0V146H1V145H4V144L7 145L8 143H9V144L12 143L14 140L12 139V140H13V141H12V140H11V137L14 138V137H16L15 135L18 134V132L20 133L21 130H23V129H27V128H24V127H26V125H25V126H24ZM9 126H10V125H9ZM23 126H24V127H23ZM63 126H64V127H63ZM96 126H97V128H96ZM96 126L94 125V127H95L96 129H100V128H101V129H102V128L105 129V126H104V125H101V127H100L99 125H96ZM102 126H104V127H102ZM142 126H143V125H142ZM20 127H21L22 129H21ZM41 127H42V128H41ZM50 127H51V126H50ZM67 127H68V126H67ZM92 127H93V126H92ZM147 128H148V127H147ZM19 129H20V131H19ZM91 129H92V128H91ZM91 129H90V130H91ZM101 129H100V131H101ZM53 130H51V131H53ZM90 130H89V131H90ZM17 131H18V132H17ZM91 131H93V130H91ZM95 131H96V130H95ZM95 131H93V133H94L93 135H90V134H92V132H89L90 134H88V135H90V137L92 136V137H95V138H96L97 136H94V135H95ZM141 131H142V130H141ZM21 132H22V131H21ZM42 132H43V133H42ZM63 132H64V131H63ZM4 133H5V135H4ZM8 133H9L10 135H9ZM15 133H16V134H15ZM23 133L25 134V133H26V130H24ZM39 133H40V134H39ZM96 133L98 134V133H99V130L96 131ZM102 133H104L103 130H102L101 134H102ZM6 134H7V136H6ZM21 134H22V133H21ZM41 134L43 135V137L41 136ZM47 134H46V135H47ZM97 134H96V135H97ZM3 135H4L5 137H4ZM8 135H9V136H8ZM34 135L36 136V134H34ZM88 135H87V140H86V141H88V139H90V138L88 137ZM98 135H99V134H98ZM102 135H103V134H102ZM102 135H100V136H102ZM146 135H147V133H146ZM2 136H3V137H2ZM100 136H99V137H100ZM8 137H9V138H8ZM38 137H39V138H38ZM92 137H91V138H92ZM99 137H97L96 140H97ZM5 138H6L8 141H7ZM142 138H143V139H142ZM14 139H15V138H14ZM22 139H23V136H22ZM93 139H94V138H93ZM4 140H5V141H4ZM96 140L94 139V141H96ZM139 140H140V141H144V137H141V139H139ZM146 140H147V139H146ZM146 140H145V141H146ZM91 141H93V140L91 139ZM91 141L89 140V143H90ZM98 141H101V140H98ZM145 141H144V142H145ZM174 141H175V140L171 139L170 141H168L169 143H167L168 148H169L171 151H174V149H175L174 146H173V145H174ZM3 142H5V143L3 144ZM39 142H37L38 145H39L40 143H41V144L43 143V141H41L40 143H39ZM92 143H93V142H92ZM92 143H90V144L86 143V144L88 145V147H89L90 145H93V144L96 145V144H97V147H96V148H100V147H98V146H99L98 143H96V144H95V143L92 144ZM101 143H102V142H101ZM101 143H99V144H101ZM104 143H106V142H104ZM139 143H143V142H139V141L136 142V144H139ZM146 143H147V141H146ZM144 144H145V143H144ZM6 145H5V146H6ZM87 145H86V146H87ZM155 145H156V144H154V147H156ZM5 146H4V147H5ZM144 146H145V145H144ZM4 147L1 146L0 148L3 150ZM139 148H140V147H139ZM1 149H0V151H2ZM154 149H156V148H154ZM3 151H4V150H3ZM3 151H2V153H3ZM4 152H5V151H4ZM14 152H17V151H14ZM139 152H140V151H138L137 153H139ZM113 153H114V152H113ZM4 154H5V153H4ZM20 154H22V152H21ZM20 154H19V155H20ZM25 154H26V153H25ZM6 155H7V154H5L4 157H6ZM10 155H11V154H10ZM10 155H9V157H12V155H14V154H12L11 156H10ZM19 155H18V156H15V155H14V157H19ZM26 155H27V154H26ZM20 156H21V155H20ZM22 156L25 157L24 154H23ZM22 156H21V157H22ZM27 156H28V155H27ZM7 157H8V155H7ZM9 157H8V158H9ZM21 157H19V158H17V159H20ZM12 158H13V157H12ZM12 158H11V159H12ZM22 158H23V157H22ZM22 158H21V159H22ZM25 158H26V157H25ZM25 158H23L22 161H20V160H16V159L14 158V160H13V159L10 160V161L12 162L11 164H9V161H8V163H5V161H4V163H2V164L4 165V167L1 165L2 168H5V170L7 169V172L4 170V171H3L4 173L2 172L3 174H2V173L0 174V180L3 181L2 183H4V184H2L1 181H0V189H1V190H0V196H1L2 198H4V199H2V198L0 197L1 200H3V202L0 200V201H1L0 204H2V205H0V208H2L3 206H7V205H8V206H7L6 208L4 207V208H5V211H2V210H4V208L0 209V210H1V211H0V213H1V214H0V216H1V217H0V220H1L2 218L4 219V217L8 218L7 220H9L10 217H11V219H10L11 221H12L13 219L15 220V219H16V218H15V215H16V217H17L18 214H20L21 212H22V215H21V214H20V215L23 216V215H24V214H23L24 212H23V210H22V207L24 208L25 206L23 205L24 203H23L22 201H21V204H20V200H21V199L23 200V198H24L23 201L25 202V205L28 204L27 201H29V200H28L29 198L32 199V201H34V202L36 201L37 203L40 201V199H42V200H41V204H39L40 206H38V205L36 204V202H35V205H37V206H36L37 208H38V207H39V208L42 207L41 205H42V203H44V202H43V200H44L43 198H44L45 196H43L42 194H45V193H42V192H43V191H44V192H45V191L48 192V190H45V189L48 188V182H47V184H46V182H45V180H44V178H45V177H44V173L42 174V171H43V170L41 169V167L43 166L42 168L44 169V168H46V167H48V166H47L46 164H45L46 167L44 166V164L41 165L40 162H41L43 159H40V162L36 160V161L39 162L40 164H39V163H36V161L34 160V161L32 162V163H34V165H32L31 163H29L31 160H30V161H29V160L26 161L27 158H26V159H25ZM35 158H36V157H35ZM112 158H114V160H116L118 157H117V158H116V157H112ZM6 159H7V158H6ZM24 159H25V160H24ZM109 159H110V160H113V159H111V158H109ZM109 159H108V157L106 156V162H105V161H102V160H105V159H102V160L100 159V160L102 161V162H101L102 164H104L103 162H105V164H107V160H109ZM100 160H98L97 165L100 163V162H99ZM110 160H109V161H110ZM169 161H172V160H169ZM169 161H168V162H169ZM174 161H175V159H174L172 162H169L170 167H171V166H172V167H175L176 164L174 163ZM110 162H111V161H110ZM115 162L117 163V164L115 163L116 166H117L116 168H118L120 165L118 164L117 161H115ZM170 163H171V164H170ZM6 164H7V165H6ZM20 164H21V165H20ZM28 164H29V166H28ZM95 164H96V163H95ZM110 164H112V165H111L112 167H110V165H109V166L107 165L106 167L103 165L105 168H102L103 166L101 165V166H102L101 168L99 167L98 170H95L96 174H97V175H102V176L105 175V176H107V177H113V176H111V172L113 171V169H116V168L113 167V162H111ZM121 164H122V162H121ZM172 164H173L174 166H173ZM5 165H6V166H5ZM13 165L16 166V167H18V168H19V167L21 168V166L23 165L22 168L25 169V167H27L28 169H30V170H29V172H30V178H32V180L35 179V180H33L32 184L24 183V185H23V182H22V183H21V181H20V182H19V181L17 182V180H15V179H16L15 177L17 176V171H16V176H15V175H11V174H15V173H14L15 171L12 172L13 169H14ZM24 165H25V166H24ZM37 165H38V166L40 165L41 167H40V166L38 167ZM97 165H94V168H95V166H97ZM7 166H8V167H7ZM32 166H34V168H33ZM36 166H37L38 168H40V170H42V171H41V174H42L43 176H42V175L40 176V174L38 173V172H40V170H39ZM98 166H99V165H98ZM9 167H13L11 171H9ZM108 167H109V168H108ZM22 168H21V169H22ZM87 168H89V167H87ZM120 168H121V167H120ZM162 168H164V167H162ZM24 169H23V171H24ZM28 169H27V170H28ZM96 169H97V167H96ZM27 170H25V171H27ZM38 170H39V171H38ZM116 170H118V169H116ZM109 171H110V172H109ZM153 171H154V170H153ZM9 173H10L11 176L7 175V174H9ZM108 173H109V174H108ZM103 174H104V175H103ZM28 175H29V173H28ZM2 176H3V177H2ZM18 176H19V174H18ZM38 176H40V177H38ZM1 177H2V178H6V179H5V182H4V179L2 180ZM10 177L12 178L11 180L9 179ZM37 177H38V178H37ZM41 177H44V178H42L43 180L41 179ZM47 177H48V175L46 176V178H47ZM7 178H8L10 181H8ZM14 178H15V179H14ZM30 178H29V179H30ZM46 178H45V179H46ZM114 178H115V177H114ZM116 178H117V176H116ZM39 179H40V180H39ZM6 180H7V182L12 183V184H10L12 187L9 185V183H6ZM14 180H15V181H14ZM30 180H31V179H30ZM32 180H31V181H32ZM47 180H48V179H47ZM34 181H36L35 184H37V182H39L38 184H42V185H41L42 187H41L40 185L37 184V187L40 186V190H41L42 188L44 189V190H41L42 192H41V195H40V191L38 192L39 189H35V188H37V187H34V188H33V189H35L34 191L37 192V195H38L37 197L40 198V199H38V201H37V197H36V196H35V198L33 197V193H32V192H34V191H32V189H31L32 186L28 187L29 185H33ZM42 181H43V182H42ZM14 182H15V183H14ZM41 182H42V183H41ZM5 183H6L7 185H6ZM20 183H21V184H20ZM44 183H45V184H44ZM16 184H17V185H16ZM18 184H20V185H18ZM28 184H29V185H28ZM43 184H44L45 186H44ZM27 185H28V186H27ZM46 185H47V188H44V187H46ZM16 186H17V187H16ZM19 186H20V188H19ZM33 186H34V185H33ZM13 187H14V188H13ZM25 187H27L28 189L25 188ZM185 187H186V186H185ZM12 188H13L14 190H13ZM15 188H17V189H15ZM22 188H23V190H25V191H23V190H22V191H23V192H27L28 194H26V193L23 194L22 192H19V191H21ZM29 188H30V189H29ZM183 188H184V187H183ZM180 189L183 190L182 188H180ZM184 189H185V188H184ZM186 189H187V187H186ZM29 191H30V192H29ZM31 191H32V192H31ZM183 191H184V190H183ZM186 191H187V190H185V192H186ZM5 192L8 193V194H6ZM18 192H19V193H18ZM180 192H181V191H180ZM188 192H190V191H189V188H188L187 193H188ZM20 193L22 194V196H21ZM181 193H182V192H181ZM187 193H186V195L189 194V193H188V194H187ZM18 194H20V196L23 197V198H21ZM29 194H30L32 197H31V196H30V197H27V196H29ZM34 194H35V193H34ZM47 194H48V193H47ZM183 194H185V193L183 192L181 195H183ZM11 195H12V196H11ZM35 195H36V194H35ZM186 195H183V197L186 196ZM18 196H19V197H18ZM24 196H25V197H24ZM40 196H41V197H40ZM188 196H192V194H191V195H188ZM188 196L185 197V200H187V201L190 202V197H188ZM11 197H12V198H11ZM13 197H14V198H13ZM42 197H43V198H42ZM181 197H182V196H181ZM187 197H188V198H187ZM18 198H19V199L21 198V199L19 200ZM33 198H34L35 200H34ZM9 199H10V200H9ZM191 199H192V198H191ZM7 200H8V201H7ZM12 200H13V202H12ZM25 200H26V201H25ZM181 200H182V199H181ZM5 201L8 202V203L5 204V203H6ZM17 201H18L19 204L22 205V206H18V204L15 203V202H17ZM192 201H193V200H192ZM192 201H191V202H192ZM9 202H10V203L12 202V205H13V206H12V205H11V206L13 207V209H12L11 206H9V205H10ZM183 202H184V200H183ZM14 203L17 205V206H15V207H17V208L20 207L19 209H21V211L18 209V210H19V213H18V214L15 213V210H14V209H16V208L14 207V205H15ZM3 204H5V205H3ZM185 204L187 205L186 202H185ZM33 205H34V203H33ZM43 205H44V204H43ZM188 205H189V204H188ZM1 206H2V207H1ZM8 208H9V209H12L14 212L11 211V210H8ZM6 210H7V211H6ZM16 210H17V209H16ZM18 210H17V211H18ZM8 211H9V212H10V211L13 212L15 215L12 214V213H9ZM3 212H4V215H3ZM185 212H186V211H185ZM5 213H6V214L8 213V214H7L8 216H7ZM182 213H183V212H182ZM9 214H10V215H9ZM203 214H204V213H203ZM5 215H6V216H5ZM13 215H14V216H13ZM20 215H19V217H20ZM206 215H208V214H206ZM2 216H4V217H2ZM12 216H13V219H12ZM27 216H28V215H27ZM27 216L24 215V218H26ZM200 216H201V217H200ZM200 216H198L197 219L200 217V218L203 220V216H204V215H200ZM208 216H210V215H208ZM208 216H206V218H207ZM19 217H18V219H16V220H18V221H19V220H22V222H23V221L25 222V220L21 219L22 217H21L20 219H19ZM30 217H31V216H30ZM204 217H205V216H204ZM6 218H5L4 220H1L0 222H1V223H2V221L5 222ZM28 218H29V216H28ZM26 219H27V218H26ZM30 219H32V218H29V219H28L29 222H28V220H26L27 223H29V224L31 223V222H30ZM101 219H103V218H101ZM204 219H205V218H204ZM210 219H211V218H210ZM210 219H209V220H210ZM205 220H206V222H207L208 218L205 219ZM209 220H208V222H209ZM31 221H32V220H31ZM195 221H196V220H195ZM195 221H194V225H193V226H192V225H191V226L189 225L190 228H188L189 230H187V235H188V234H191V233H192L191 231H194L196 228H199V226L194 227L195 224H197V223L199 224V223H200V222H195ZM198 221H200V220H198ZM254 221H257V223H259V224H257L256 222H255V224H254ZM260 221H261V220H257L256 218L253 219V222H252V220H250V222H251V224H250L251 227H252V224H253L254 227L258 226V228H260L259 225L263 226V224H264V222H263V224H262ZM13 222H14V221H12V222H10V223H13ZM20 222H21V221H20ZM22 222H21V223H22ZM24 222H23V223H24ZM32 222H33V221H32ZM107 222H108V221H107ZM107 222H105V223L107 224ZM206 222H205V224H206ZM210 222H211V220H210ZM5 223H7V224L9 225L8 221H6ZM17 223H18V222H16V224H17ZM21 223H19V224H21ZM16 224H15V225H16ZM19 224H18V225H19ZM29 224H28V225H29ZM192 224H193V223H192ZM208 224H209V223H208ZM22 225H23V224H22ZM28 225H27V226H28ZM31 225H32V224H30L29 226L31 227ZM199 225H200V224H199ZM202 225H204V223H202V221H201V228H199L200 231H199L198 229H197V231L202 232V229L205 228V227H204L205 225H204L203 227H202ZM20 226H21V225H19V227H17V226H16V227L19 229ZM23 226L25 227V224H24ZM29 226L26 227V229L24 228V230H23L24 232H27V234H29L30 231H31L30 233H32V231L34 230L32 227H31V228H32L33 230H31V228L28 229ZM212 226H213V225H212ZM193 227H194L195 229H194ZM208 227H210V226H208ZM254 227H252L251 229H253ZM263 227H264V226H263ZM21 228H22V227H21ZM62 228H63V227H62ZM261 228H262V227H261ZM59 229H60V228H59ZM63 229H64V228H63ZM249 229H250V226H249ZM251 229H250V231H252ZM256 229H257V228H256ZM262 229H264V228H262ZM39 230H40V229H39ZM190 230H191V231H190ZM206 230H208V229H206ZM211 230L213 231V228H212V227H211ZM37 231H38V230H37ZM40 231H41V230H40ZM60 231H62V230H60ZM247 231H248V230H247ZM63 232H65V231H63ZM189 232H191V233H189ZM202 233H204V232H202ZM214 233H216V232H214ZM248 233L250 234L251 232H247V234H248ZM249 234H248V235H249ZM187 235H186V236H187ZM263 235H264V234H263ZM263 235H262V237H260V239L262 240V242H261V240H260L261 245L264 243V241H263V240H264V236H263ZM72 236H73V235H72ZM72 236H71V235H70V236L67 235L66 238H70V239H71ZM74 236H75V235H74ZM74 236H73V237H74ZM77 236H78V235H77ZM216 236H218L217 233H216ZM242 236H243V235H242L241 233H239V235H238L237 237H238V239L240 240ZM31 237H32V236H31ZM82 237H84V236H82ZM210 237H211V236H210ZM214 237H215V236H214ZM243 237H244V236H243ZM61 238H62V236H61ZM61 238H59V241H63V240H61ZM66 238H65V243H68V239H67V242H66ZM75 238H76V236H75ZM85 238H86V237H85ZM211 238H212V237H211ZM62 239H64V238H62ZM79 239H81L80 236H79ZM28 240H29V239H28ZM37 240L39 241L38 238H37ZM37 240H36V241H37ZM44 240H45V239H44ZM57 240H58V239H57ZM73 240H74V239H73ZM73 240H72V241H73ZM81 240H82V239H81ZM81 240H80V242H81ZM86 240H87V239H86ZM206 240L209 241V240H213V239H210L209 237H205V241H206ZM242 240H243V241H242V243H240V244H243V243H244V238H243ZM46 241H47V240H46ZM51 241H52V240H51ZM74 241H75V240H74ZM77 241H79L78 238L76 239V242H77ZM207 241H206V247H205V249L207 248V245H208ZM222 241H223V240L220 239V243H221ZM31 242H32V241H30V243H31ZM34 242H35V241H34ZM39 242H41V241H39ZM42 242H43V244H44V241H42ZM42 242H41V243H42ZM47 242H48V244H49V241H47ZM47 242H46V243H47ZM76 242H75V244H74L75 246H76ZM90 242H91V241L89 240L88 243H90ZM211 242H212V241H211ZM217 242L219 243V240H217ZM217 242H216V243H217ZM239 242H241V241H239ZM41 243H40V245H41ZM51 243H52V242H51ZM54 243H55V239H54ZM59 243H60V242H59ZM65 243H63V244H65ZM69 243H70V242H69ZM78 243H79V242H78ZM85 243H86V242H85ZM218 243H217V245H218ZM31 244H32V243H31ZM31 244H30V245H31ZM33 244H35V243H33ZM36 244H37V243H36ZM38 244H39V243H38ZM52 244H53V243H52ZM61 244H62V243H61ZM61 244H60V245H61ZM72 244H73V243H72ZM81 244H82V243H81ZM56 245H57V243H56V244H53V245H49V246H50V247H51V246H52V247L54 246V247L57 248L58 245H57V246H56ZM68 245H69V244H67V246H68ZM78 245H79V244H78ZM86 245H89V244L86 243ZM91 245H92V244H91ZM91 245H90V246H91ZM220 245H221V244H220ZM220 245H219V246H220ZM45 246H46V245H45ZM49 246H48V249H51V250L53 249V250H54V247H53V248H50ZM64 246H66V244H65ZM83 246H84V245H83ZM221 246H222V245H221ZM242 246H243V245H241V247H242ZM262 246H264V244H263ZM59 247H61V246H59ZM76 247H77V246H76ZM81 247H82V246H81ZM81 247H79V249H80ZM84 247H85V246H84ZM44 248H45V247H44ZM87 248H88V246H87ZM89 248H91V247H89ZM220 248H221V247H220ZM222 248H223V246H222ZM58 249H59V248H57L56 251L59 252ZM60 249H63V246H62V248H60ZM216 249H217V248H216ZM224 249H225V248H224ZM224 249H223V251H224ZM242 249H243V247H242ZM242 249H241V250H242ZM51 250H50V251H51ZM77 250H78V249H77ZM56 251H55V252H56ZM197 251L200 252V251H202V249H199V250H197ZM213 251H214V250H213ZM217 251H219V253L221 252L219 249H218ZM238 251H239V250H238ZM48 252H49V250H48ZM81 252H82V250L80 249V254H81ZM240 252H241V251H240ZM224 253H225V252H224ZM235 253H237V252H235ZM19 254H21V252H20ZM214 254L217 256V255H218V252H217V254H216V253H214ZM242 254H243V253H242ZM242 254H241L240 256H243ZM17 255H18V254H17ZM21 255H22V254H21ZM74 255H75V254H74ZM78 255H79V254H78ZM221 255H222V254H221ZM221 255H220V256H221ZM75 256H76V255H75ZM79 256H80V255H79ZM222 256H223V255H222ZM237 256L239 257L238 259H240V256H239V255H236V257H237ZM19 257H20V255H19ZM76 257H77V256H76ZM218 257H219V255L217 256V258H218ZM77 258L79 259V257H77ZM77 258H76V259H77ZM80 258H82V257H80ZM21 259H22V257H21ZM219 259L221 260V258H219ZM235 259H236V258H234V260H235ZM238 259H237V260H238ZM242 259H243V258H242ZM242 259H241V262H242ZM220 260H219V261H220ZM222 260H223V258H222ZM238 261H240V260H238ZM238 261H236V262H238ZM24 262H25V261H24ZM218 263H219V262H218ZM239 263H240V262H239ZM219 264H220V263H219ZM221 264H222V263H221ZM234 264H236V263L234 262ZM240 264H241V263H240ZM242 264H243V263H242Z\"/></svg>",
	"mask_w": 264,
	"mask_h": 264
},
{
	"label": "flooded vegetation",
	"instance_id": "3",
	"mask_svg": "<svg viewBox=\"0 0 264 264\" xmlns=\"http://www.w3.org/2000/svg\"><path fill=\"white\" fill-rule=\"evenodd\" d=\"M66 87H67V86H63V89L65 88V90H66V92H67L68 90H67ZM55 88H56V87L53 88V89H54V92H55V96H56V97H57V96H60V97H61V96L63 95V96L66 98V100L69 102V99H68V97L66 96V94L69 95L68 93H69V92L71 93V90L68 91L67 93L65 92V93L62 94V90H63V89H61V92H60V94L58 95V91H55V90H56ZM61 88H62V87H61ZM65 90H63V92H64ZM54 92H53V94H54ZM63 96H62V97H63ZM66 100H65V102H66L65 104H68V102H67ZM65 107L68 108L67 106H65ZM125 120H127L126 122H128V120H130V119H127V118H126ZM130 121H132L133 123L130 122ZM130 121H129L130 124H129V123H126V124H128L129 132H131L130 130H133L132 132H134L135 134H138V133H139V134L141 135L142 133H141L140 131L143 130V126H141V125H143V123L141 122V123H142V124H141L140 121L132 120V119H131ZM80 122H82V121L80 120ZM80 122H79V123H80ZM83 122L85 123L84 120H83ZM83 122H82V123H83ZM134 122H136L135 124H136L137 126L140 125L141 127L138 126V128H137V126H135ZM79 123L77 122V124H78V126H79L80 128L78 129L77 124H75V125H76V126H75L76 129H75V131L72 130V132H73V131L75 132V134L73 133V134H74L73 137H75V135H77V136H78L77 138H79L80 135H81V133H82V131H83L84 133L86 132L85 128H84V130L82 129L84 123H83V124L80 123V124L82 125V128H81V125H80ZM131 123H132V125L134 124L133 127H135L136 130L138 129L137 133L135 132L136 130L134 131V128L131 126ZM137 123H138V124H137ZM129 125H130V126H129ZM84 127H85V126H84ZM129 127H132V128H129ZM50 128H51V127L48 126V131H49V132H48V137H49L48 140L51 139V138L56 134L55 137H53V138L50 140L51 142H53V143L50 142V143L52 144V146H51L52 148H51L50 146H49L50 148L48 147V149H50V151H51V152H50V151L48 150V152L51 154L50 156H53L52 154H54V152H55V149H53V147L55 146L54 143H57L58 141H60L61 138H65L64 141H66V140L68 139V138L66 139V137L68 136V134H67V135L65 134L66 136L63 135L64 137L62 136V134H60L62 137L60 136L61 138H60V137L57 138V140H56L57 142H54L55 139H56V136L59 135V133H58L59 131H57V133H56V132H54V130L51 131L52 128H51V129H50ZM139 128H140V129H139ZM73 129H74V128H73ZM77 129H78L79 131H78ZM80 129H81L82 131H81ZM144 129H145V128H144ZM76 130L78 131V134H79L80 132H81V133H80L79 135L76 134V133H77ZM50 132H51V133H50ZM52 132L54 133V135H53ZM72 132H71L70 136H72ZM132 132H131V134L129 133V135H128V136H130L129 138H131L132 140H133V139L135 140V138H139V137H140L139 134H138L139 137H135V135L133 136L134 133H132ZM50 135H51V137H50ZM52 135H53V136H52ZM83 135H85V134H83ZM131 135H132V136H131ZM136 136H137V135H136ZM141 136H142V135H141ZM73 137H72V138H73ZM83 137H84V136H83ZM83 137H81V138H83ZM132 137H133V138H132ZM75 138H76V137H75ZM77 138H76V139H77ZM81 138H79L78 140L81 141ZM53 139H54V141H53ZM58 139H60V140H58ZM82 140H83V139H82ZM80 141H79V142H80ZM79 142H75V143L72 142V143H73L72 146L76 147V149H77V147H78V149L81 150L82 144H81V147H79L78 144H77V143H79ZM81 142H82V141H81ZM81 142H80V143H81ZM50 143L48 142V145H51ZM58 143H59V142H58ZM80 143H79V145H80ZM74 144H75V145L77 144V145L75 146ZM56 145H57V144H56ZM59 145H60V144H59ZM64 145H65V143H64ZM72 146H71V147H72ZM137 146L140 147L141 144H140V143L137 144V145H136V148H137ZM57 147H58V145H57ZM61 147H62V146H61ZM71 147H70V148H71ZM74 147H72L71 149H73ZM54 148H55V147H54ZM68 148H69V147H68ZM68 148H65V147L63 146V148H62L63 150H62V151L64 152V150H68ZM70 148H69V149H70ZM82 148H83V147H82ZM51 149L54 150V152H53ZM56 149H58V148H56ZM59 149H60V148H59ZM82 150H83V149H82ZM60 151H61V149H60ZM141 151H143V150H141ZM56 152H57V150H56ZM56 152H55V154H58L59 150H58L57 153H56ZM143 152L145 153V151H143ZM143 152H139V153H138V155L142 154V157H143V158L141 157V155L138 156V157H141L140 159H141V161H144V164H143V162L141 163V162H140V159L137 157V160H139L138 163H141V164H139L140 166H138L139 169L137 168V170H138L137 173H136V170L133 169V173H134V171H135V173H136V174L134 173V175L137 176V179H139V180L141 179V181L137 180V179L135 178L136 176H134L133 174H131V173H132V169L129 170L130 168L128 169V171H127V169H126V170L124 169L125 171H124V170H123V171H124L125 173H123V174L121 173L122 175L120 174L119 171H116V169H113V171L111 172V175L115 177V179H114V177H111V178H112V181L114 182V184H110V185L112 186V187H111L112 190H114L113 188H114V187L116 188L117 186H119V188H122L123 186H125L124 183H123L124 185H123L122 187H121L120 185H122L121 182H123V181L125 180V179H123L124 177H126V178L128 179L129 176L127 177L126 175H130L131 178L133 177V178H132L133 180L129 177L130 179H128V180L125 182V183L128 185V183H129L131 180L133 181V182H132V181L130 182V185H131V186H129V187L127 188V190H125V191H128V192H126V193H127L126 196H130V195L132 194V193H130V192H133V191H134L133 195H131V196H133V197H132V198H133V202H132V201H129V200H132V198H131V199L126 198V199H127L126 201H128V203L126 202V204H125V208H124V209H125V210H126V209L129 210V212H125V213H124V210H122V213H120V217H121V215L123 216V215L125 214L124 217H123V220L121 219L120 223L122 224V221H123V223L125 222V224H122V225H123L124 227L126 226V227H125L126 229H125V228H122L123 226H122L121 224H119L118 222H116V224L118 223V224L116 225V227L119 226V225H121V226H120V227H117V229H118V230H117L115 226H114L115 228H113V226L111 225V226H112V229L110 230L111 226L108 224V225L110 226V227L108 226L109 228L107 227V229H108L109 231H108L107 229H106V230H107L108 233H111V232H112V233H111V234H108L109 236L107 235V237H109V238H107V241L109 242V245H108V242H106V246H105L106 248H105V249H107V250H109V251L105 250V252H106L105 254H106V256L109 254L107 257L110 256L111 259H108V258H105V257L101 256L102 258H99V263H98V264H101V263H102V264H106V263L108 262V260H111V261L108 262L109 264H112V263H113V264H120V261L122 262L121 264H123L124 262H126L127 264H137V263H138V261H137L138 257H135V256L138 255V254H139V255L141 254L140 256H139V255H138V256H139V258H140V257L142 258V262L144 261L143 263L148 264V263H146V262H149V264H151V263H150V262H152L151 259H154L153 256L158 254L157 251H160V247L158 246V247H159V250H158L157 245H156V244H157L156 242H157L158 240H162V241H163V240H164V237H167L166 234L169 232V230H170V232H171V230H172V235H174V234H173V233H175L174 231L177 230V232L175 233V235H177V236L181 235L183 232H185L186 230H188V229L186 228V227H187L186 225H187L189 222H191L190 220L192 219V217H190L191 215H190L189 213L185 212V211L183 212V214H181L182 212H180L181 209H179V208H181L180 204L182 205V203H178V202H177V201H179V200H178V197H177V199H176V197L173 196L174 192H173L172 190L168 189V190L172 191L173 193L171 192V193H172V197H169V196H171V195H168V199L170 200V202L168 201V203H165V202H167V194H169V193H167L168 191H166L165 188H162L163 186L161 187V181H159V180H161L160 177H158V175H157V176L153 175V176H154V181L156 180L154 183L157 184V185L160 184V185H159L160 187L158 186V188H162V190H164V192L166 191V192H165L166 194L163 192L164 195H163V193L161 194L160 189L155 188L157 185H156L155 187L152 188L153 183H152V184L150 183L149 178H148V180H147V178H145L144 175H146V173H144V172H146L147 170H150V168L148 169V168L146 167V166L148 165L147 163H145V162H147V161H146L147 158H146V156H145L146 153H145V155H144ZM59 154H61V155H60V158L63 160V158H64V154H62L61 152H59ZM62 156H63V157H62ZM56 157H57V155H56ZM144 157H145V158H144ZM49 158L51 159L52 157H49ZM49 158H48V160H50ZM57 159H58V157H57ZM143 159H145V160H143ZM48 162L51 163V161H48ZM50 163H48V164H50ZM146 164H147V165H146ZM143 165H144V166H143ZM145 165H146V166H145ZM50 166H51V165H50ZM141 166H143V167H145V168L143 169V167H141ZM140 167H141L142 169H141ZM50 168H51V167H50ZM51 169H53V168H51ZM54 169H55V168H54ZM54 169H53V171H54ZM57 169H58V171H60L61 168H56L55 170H57ZM64 169H65V168H64ZM78 169H79V168H78ZM80 169H83V168H80ZM87 169H90V168H87ZM87 169H86V171H85V169H84V171H82V172H84V173L86 172V173H87ZM145 169H146V171H145ZM140 170H141V172H140ZM58 171H56V173H57ZM61 171H62V169H61ZM61 171H60V173H58V175L56 174V175L58 176V177L56 176V179H55L56 181H55L54 179L51 180L52 178H51V179L49 178V179H50L52 182L54 181L55 184H57V182L59 181V184H58V185H60L62 182L65 181V180H64V177L66 176V177H65L66 179H67V177H68L67 174H65L64 172H63V173H64V174H63V173H61ZM63 171H64V170H63ZM90 171H91V170H89V172H90ZM126 171H127V172L130 171L131 173H130V174H126V173H127ZM142 171H143V172H142ZM49 172L51 173L50 169H49ZM49 172H48V173H49ZM138 172H140V173H138ZM147 172H149V171H147ZM50 173H49V174H50ZM53 173H54V172H52L51 174H53ZM51 174H50V176H49V175H48V176L51 177ZM59 174H63V175H64V176H62L63 178L61 177V175L59 176ZM88 174L90 175V173H88ZM88 174H87V175H88ZM114 174H115V175H114ZM124 174H125V175H124ZM138 174H140V175H138ZM142 174H143V175H142ZM147 174H149V173H147ZM120 175H121V176H120ZM132 175H133V176H132ZM141 175L145 178V181H144L142 178H140ZM54 176H55V173H54ZM54 176H53V177H54ZM96 176H97V178L99 177V179H98V180L96 179L97 181H95V180H94V181H95V182H98L99 184H100V183L103 184L105 181L108 180V179L106 178V176H101V175H100L101 177L98 176V175H96ZM116 176L118 177L117 179H119V177H123V178H121L122 181H121L120 179H119L120 181L117 180V179H116ZM142 176H141V177H142ZM60 177H61V178H60ZM146 177H148V175H146ZM155 177H156V178H155ZM157 177H158V178H157ZM54 178H55V177H54ZM58 178H60V179L58 180ZM95 178H96V177H95ZM102 178H105L106 180L104 179V180H105V181H104ZM111 178H110V179H111ZM49 179H48V180H49ZM61 179H62V181H61ZM100 179H101L102 181H104V182H102ZM134 179L137 180V182H136L137 184L134 183V182H135ZM158 179H159V180H158ZM50 180H49V182H48L49 184L51 183ZM57 180H58V181H57ZM63 180H64V181H63ZM99 180H100V182H99ZM116 180H117V181H116ZM157 180H158L159 182H157ZM66 181H67V180H66ZM112 181H111V183H112ZM138 181H139V183H138ZM142 181L145 182V183H140V182H142ZM146 181H147V183H146ZM54 182H53V184H54ZM115 182H117L118 184H117V183L115 184ZM65 183H66V182H65ZM65 183H64V184H65ZM98 183L96 184V185H97V186H96L97 189H98V187H99V184H98ZM131 183H132V184H131ZM149 183H150V184H149ZM49 184H48V185H49ZM53 184L51 183L50 186H48V191H49V192L51 191V193L53 192L52 194L49 193V194H50V195H49V198L52 200V201H51V200L49 199V201L52 202V203L50 202V203H51V209H52V208H53V209L55 208L54 210L52 209V211H54L53 213H54L55 215H56V213H57V215H56L57 218H58L59 215H60L59 212H61V211H66L65 209H67V211H66L67 214H65L66 212H65V213H64V212H61V215L64 214L65 217L62 216V217L64 218V221H66V220H67L66 218L68 217V220H67V221L69 222V220L73 219V218H72V215H69V214H70V210H71L70 208H71V202H72V201H70V202H68V203H67V201H66V202H65V201H62L64 197L61 198V201H60V199H58V198H60V196H61V195L59 196V193L61 192V189H62L61 186H59L60 188L58 187V189H60V192H57L56 196H57V195L59 196L57 199H58V201H60V203L62 202V207L60 206L61 204L58 206L59 202H55V201H57L56 199L53 201L54 197L56 198V196L53 195V194H55V192L57 191L56 189H57V186H58V185H57V186L55 185L56 189H55V188L52 189L53 186H54ZM62 184H63V183H62ZM102 184H100V185H102ZM104 184H105V183H104ZM134 184H136V185H134ZM138 184H141V185H139V187H137ZM143 184H148V185H150L151 187L148 186V185L145 186V185H143ZM155 184H154V185H155ZM51 185H52V186H51ZM114 185H116V186H114ZM127 185H126V186H127ZM132 185L135 186V190H134V186L132 187ZM142 185L145 186V187L148 186V190H149L148 193H151V192L153 191L154 188H155V190L158 189V191L160 192L159 194H158V192H157L156 195H155V194L153 195V193H155V192H152V194H148L149 196H151L150 198H152V196H153V197H155V196L157 197L158 195L161 194V195H163V196H159V197H158V198H159V201H160V199H161V201H160L161 203L164 202L165 204H168V206L171 205L170 207L173 206V208H170V207H169V208H170V212L173 211L174 214H173V213H171V214H169V213H168V214L163 213V218L165 219L166 222H165L164 220H163V221H164V222H163L162 220L157 219V220H159L160 222H159V221H158V223L156 222L157 224L154 223L155 221H154L153 223H151V222L154 220L153 217H156V218H157V215H156V214H155L154 216L152 215V214L155 213V210L152 209V206H153V205L151 206V204H150L151 201L149 202V200H151V199H149V198H147L148 200L146 199V197H147L148 195L146 194L147 191H146V193H144V192H145L144 190H145V189L147 190V188L144 187L145 189L143 190V189H142V188H143ZM113 186H114V187H113ZM141 186H142V188H141ZM49 187H50V190H49ZM130 187H131V189H133V191L129 189ZM102 188H105V185L99 187L98 191H100V193H102V192L104 191V189H103V191L101 192L100 189H102ZM119 188H116V190L118 189L117 192H118V191H119L120 193L123 192L122 190H124V189L122 188V190H121V189H119ZM139 188H141V189H139ZM150 188H151V189H150ZM51 189H52V190H51ZM125 189H126V187H125ZM137 189H138V191H140V192H138ZM173 189H174V188H173ZM53 190H54V191H53ZM116 190H115L114 192H115V194H118L119 192L117 193ZM162 190H161V191H162ZM174 190H175V189H174ZM178 190H179V187H178ZM178 190H177V191H178ZM125 191H124V192H125ZM135 191H136V192H135ZM150 191H151V192H150ZM170 191H169V192H170ZM177 191H176V192H177ZM128 193H130V194H128ZM136 193H137V196L134 197V194L136 195ZM138 193H139V194H138ZM178 193H179V192H178ZM61 194H62V192H61ZM121 194H122V193H121ZM144 194H145V195H144ZM52 195H53V196H52ZM67 195H68V194H65L64 196L67 198ZM84 195H85V194H83V195H82L83 197H81V201H82V203H83V204H82L83 206H85V205H86V202H87V199H86L87 197L84 196ZM146 195H147V196H146ZM50 196L53 197V199H52ZM72 196H73V198H75V194H72ZM72 196H71V197H72ZM116 196H117V195H116ZM118 196H119V194H118ZM131 196H130V197H131ZM149 196H148V197H149ZM130 197H129V198H130ZM136 197H137V199H136ZM139 198H140L141 200H140ZM84 199H85V200H84ZM134 199H135V200H134ZM144 199H145V200H144ZM156 199H157V198H153V200L155 201V204L157 205V204H159V202L157 201L158 199H157V200H156ZM73 200H75V199H73ZM138 200L141 201V202L139 203ZM142 200H143L144 202H143ZM85 201H86V202H85ZM154 201H152V204H154V203H153ZM156 201H157L158 203H156ZM173 201H174V202H173ZM63 202H64V203H63ZM129 202H132V203L129 204ZM171 202H172L173 204H172ZM56 203H58V204L56 205V207H54ZM142 203H143V204H142ZM164 203H162V204H164ZM169 203H170V204H169ZM64 204H66V205H67V204H68V205L70 204V206L67 205L68 208H66V205H64ZM72 204H73V203H72ZM84 204H85V205H84ZM128 204H129V207L131 208L132 211L128 208ZM63 205H64L65 207H64ZM78 205H79V204H78ZM126 205H127V207H126ZM130 205H131V206H130ZM52 206H53V207H52ZM57 206H58V208H59L58 210H57ZM79 206H80V205H79ZM79 206H78V208L76 209L77 212H76V211H75V212H76V214L80 212L79 214L81 215V213L83 214V211H84V210H83L82 212L79 211V209H81V206H80V207H79ZM157 206H158V205H157ZM133 207H135V208H133ZM144 207H145V209H144ZM158 207H159V206H158ZM60 208H61V209H60ZM62 208H63V210H62ZM153 208H155V207L153 206ZM143 209H144V210H143ZM147 209H149V210H147ZM172 209H174V210H172ZM177 209H178V211H177ZM60 210H61V211H60ZM136 210H137V211H136ZM171 210H172V211H171ZM175 210H176L177 212H176ZM56 211H57V212H56ZM133 211H134V212H133ZM138 211H139V213H138ZM141 211H142V212H141ZM153 211H154V213H153ZM136 212H137V213H136ZM151 212H152V213H151ZM175 212H176V214H175ZM178 212H179V215H177ZM126 213H128V214H126ZM129 213H130L131 215H130ZM133 213H134V214H133ZM142 213H143V214H142ZM147 213H148V215H147ZM58 214H59V215H58ZM74 214H75V213H74ZM84 214H85V212H84ZM132 214H133V215H132ZM140 214H141V215H140ZM144 214H145V216H142V215H144ZM180 214H181V215H180ZM184 214H185V215H184ZM186 214H187V215H190V216H188V218H189L188 220H187V217H186L187 215H186ZM55 215H53L54 218H56ZM61 215H60V217H59L58 219L56 218L58 221H59V219H60V220L63 219V218H61ZM66 215H68V216H66ZM80 215H79V217H78V215H77V217H78V218H77L78 221H80V220L82 221V220L84 219V216H85V215H81V216H80ZM135 215H137V216H135ZM150 215H151V218H152L153 220L150 219ZM164 215H165V216H164ZM168 215H170V216L172 215L173 218L170 217V216H169L170 218L167 217ZM182 215H184V216H182ZM69 216H70V218H69ZM128 216H129V217H128ZM139 216H140V219H142V221H140ZM175 216H176V218H175ZM177 216H182V217H177ZM82 217H83V218H82ZM120 217H119V219H120ZM137 217H138V218H137ZM143 217H145L146 219L144 218V219H145V220H144ZM147 217H148V219H147ZM158 217L160 218V215H159ZM166 217L168 218V219H167L168 221L166 220ZM54 218H53V220H54ZM80 218H82V219H80ZM121 218H122V217H121ZM125 218H126V219H125ZM127 218H128V219H127ZM130 218H131V219H130ZM132 218L134 219V223H132V222H133V219H132ZM156 218H155V219H156ZM163 218H162V219H163ZM171 218H172L173 220H172ZM174 218H175V219H174ZM180 218H181V222H180ZM56 219L54 220V226H55V225L57 226L56 223H58V221H57ZM124 219H125V220H124ZM178 219H179V220H178ZM182 219H183V221H182ZM185 219L188 221V223L184 226L186 229L183 228L184 223L187 222V221H184ZM53 220H52V221H53ZM73 220H74V221H77L75 218H74ZM128 220H129V221H128ZM130 220H131V222H130ZM138 220L140 221V224H139V221H138ZM143 220L145 221V223H143V222H144ZM150 220H151V221H150ZM157 220H156V221H157ZM55 221H57V222H55ZM64 221H63V222H64ZM83 221H84V220H83ZM107 221L109 222V220H107ZM126 221H127V222H126ZM137 221H138V222H137ZM148 221H149V222H148ZM161 221H162V223H161ZM170 221H171V222H170ZM178 221H179V222H178ZM61 222H62V220L59 222L60 225L63 224V222H62V223H61ZM141 222H142L143 224H142ZM169 222L174 224V226H173V225H172V226H173V227H176V229L174 228L175 230L173 229V227L170 228V227H171V224H170ZM77 223H79V222H77ZM126 223H127V224H126ZM129 223H131V224H129ZM137 223H138V224H137ZM149 223H150V224H149ZM160 223H161V224H160ZM163 223H164V224L167 223V224L170 225V226H169V225L165 224V225H167V227H169V229H167V227H166V229L168 230V232L165 230V228H163L164 230L162 229V227H163L162 224H163ZM179 223H181V224H179ZM134 224H135V225H134ZM141 224H142V225H141ZM152 224H153V227H152ZM155 224H156V227H155ZM159 224H160V225H159ZM164 224H163V225H164ZM129 225H132V226H129ZM157 225H159V228L162 229L163 231H161V230L157 227ZM181 225H182L181 228H183V229L180 228ZM58 226H59V225H58ZM62 226H63V225H62ZM144 226H145V228H147V229H145ZM128 227H130V228H128ZM150 227H151V228H150ZM154 227H155V228H154ZM119 228H121V229H125V230H123V231H125V233L127 234L126 236H129V237H127V240L130 239L132 242H130V241H129V242L132 243V244L128 243L127 240H124V239H126V238H125L126 236L123 237V238H122V236H120V234H121V235H125V234H124L123 231H121ZM131 228H132V229H131ZM140 228H141V229H140ZM153 228H154V229H153ZM113 229H114L116 232H115ZM128 229H129V230H128ZM130 229H131V230H130ZM135 229H136V230H135ZM144 229H145V230H144ZM158 229H159V230H158ZM126 230H128V231H130V232H128V231H126ZM132 230H133V231H132ZM153 230H154V231H153ZM173 230H174V231H173ZM182 230H183V232H182ZM102 231L106 232L105 230H102ZM117 231H118V232H117ZM134 231H135V232H134ZM164 231H165V233H166V234H165L166 236H165L164 233H163ZM107 232H106V233H107ZM154 232H155L156 234H155ZM157 232H158V233H157ZM179 232H182V233H179ZM114 233H115V234H114ZM119 233H120V234H119ZM131 233H132V234H131ZM134 233H136V234H134ZM151 233H152V234H151ZM186 233H187V232H186ZM186 233H183L182 236L184 237V235H186ZM129 234H130V235H129ZM143 234H144V235H143ZM149 234H150L152 237H151ZM154 234L157 236V238H158V237H159V238L157 239L156 236H155ZM170 234H171V233H170ZM178 234H179V235H178ZM105 235H106V234H105ZM113 235H114L117 239H115V237H114ZM132 235H133V236H132ZM138 235H139V236H138ZM145 235H146V236H145ZM168 235H169V234H168ZM175 235H174V236H175ZM119 236H120V237H119ZM131 236H132V237H131ZM147 236H150V237H147ZM133 237H134V238H133ZM140 237H141V238H140ZM146 237H147V238H146ZM161 237H162V238H161ZM113 238H114V240L116 241L117 244L119 243V246H118L116 243H114ZM131 238H132V239H131ZM137 238H138V239H137ZM148 238H149V239H148ZM160 238H161V239H160ZM178 238H179V237H178ZM140 239H141L142 241H141ZM153 239H154V240H153ZM155 239H157V241H156ZM109 240H110V241H109ZM112 240H113V241H112ZM117 240H118V241H117ZM145 240H146V242H145ZM148 240H149V243H148ZM125 241H127V244H130V245H127V246H126ZM135 241H137V242H135ZM153 241H154V243H151V242H153ZM162 241H160V242H162ZM110 242H112V243H111L112 246H111ZM138 242H139V243H138ZM158 242H159V241H158ZM120 243H121V245H120ZM155 243H156V244H155ZM207 243H208V245H209V242H207ZM114 244H115V245H114ZM143 244H144V245H143ZM150 244H151V245H150ZM154 244H155V245H154ZM158 244H159V243H158ZM161 244L163 245V243H161ZM113 245L116 246V247H114ZM132 245H133V246L135 245L134 248H132ZM138 245H139V246H138ZM146 245H147V246H146ZM159 245H160V244H159ZM173 245H174V244H171V245L168 244V245H167V250H169V248L172 249L171 252H170V250L168 251V252L170 253L169 255L171 256V253H172V256H173V258H174V257H176V256H179V254H180V255H181L180 258H182L183 255L186 256V254H188L187 257H186L187 259L184 258L185 256L183 257V259H185V260L180 259L179 257H176V258H174V261H173V258H171L172 256H171V257H167V258H165V257H160V258H158V261H157L156 259H154V260H155V264H156V261H157V264H158V263H159V264H164V263H166V262H167V264H168V262H171V264H177V262L180 263V261H182V262H181L182 264H189V263L191 262V259L193 258V257H192L193 255H192V254L190 255V253L193 251L192 249L189 250V248H186V250H184V251H179V252H180V253H179V252L176 251L177 248H174L175 245H174V246H173ZM110 246L113 247V248H111ZM128 246H129V247H128ZM168 246H169V247H168ZM211 246H212V245H209V246L207 247L208 250H207V248H206V250H207L208 252H210V254H211V250H209V249H210ZM117 247H119V248H118L119 250L116 249V250H117V251H116L114 248H117ZM123 247H124V248H123ZM136 247H137V248H136ZM138 247H139V248H138ZM153 247H154V248H153ZM171 247H173V248H171ZM176 247H177V246H176ZM126 248H127L128 250H127ZM130 248H132V250H131ZM135 248H136L138 251H137ZM140 248H141V249H140ZM152 248H153V249H152ZM161 248H162V246H161ZM111 249H112L113 252L111 251ZM144 249H145V250H144ZM146 249H147V250H146ZM154 249H155V250L157 249V250L155 251ZM114 250H115V252H114ZM139 250H140V251H139ZM188 250L191 251V252L188 253ZM206 250H205V247H204L203 253L201 252V254H200V256H201V258H202L201 260H205V259H206V260H205L206 262L201 261V263H204V264H215V263H216V262H215L216 259H215V257H213V256H215V255H210V254L207 253V254H208V257H209V255H210V257L212 256L213 259H215V261H214L215 263H213V259L210 258V257H209V262L207 261L208 258H207V256H206L207 254L205 253ZM212 250H213V249H212ZM133 251H134V252H133ZM136 251H137V252H136ZM153 251H154L155 253H157V254H155ZM172 251H173V252H172ZM204 251H205V252H204ZM111 252L114 253V254H115L116 252H117V253H118V252H122L123 255H122L121 253H118V254H119V255L121 254L120 257L123 256L124 259H122L123 257L120 258L117 254H115V255H116V256H115V255L112 254ZM123 252H124V253H123ZM144 252H145V253H144ZM175 252H177V253H175ZM182 252H184V254H183ZM185 252H186V253H185ZM125 253H126V254L128 253V254L125 255ZM130 253H131V254H130ZM149 253H151V254H149ZM178 253H179V254H178ZM192 253H193V252H192ZM204 253H205V255H204ZM110 254H112V256H113L114 258L118 256L119 258H118V257L116 258L118 262H117V261H116V262L113 261V260H112L113 257H112ZM152 254H153V255H152ZM173 254H174V255L178 254V255L174 256ZM212 254H213V252H212ZM132 255H134V256H132ZM145 255H146V256H145ZM126 256H127V257H126ZM129 256H130V257H129ZM148 256H149V257H148ZM150 256H151V257H150ZM189 256L191 257V259H190ZM132 257H133L134 259H133ZM144 257H146V258H144ZM155 257H156V256H155ZM188 257H189V258H188ZM103 258H105V259L107 260V262H106L105 260H103ZM114 258H113V259H114ZM147 258H148V260H147ZM161 258H165V259H167V260L164 259V260H165V261H164V260H162ZM178 258H179V260H178ZM119 259H120V261H119ZM121 259H122V260H121ZM125 259H127V261H125ZM168 259H169L170 261H169ZM188 259L190 260V262H189ZM211 259H212V262H211ZM100 260H101V261H100ZM123 260H124V261H123ZM139 260H141V259H139ZM161 260H162V261H161ZM177 260H178V261H177ZM102 261H104V263H103ZM130 261H131V262H130ZM185 261H186V263H184ZM187 261H188L189 263H187ZM133 262H134V263H133ZM139 262H140V261H139ZM142 262H141V264H142ZM153 263H154V262H152V264H153ZM181 263H180V264H181ZM192 263H193V262H191V264H192ZM124 264H125V263H124ZM169 264H170V263H169ZM193 264H196V263H193Z\"/></svg>",
	"mask_w": 264,
	"mask_h": 264
},
{
	"label": "crops",
	"instance_id": "4",
	"mask_svg": "<svg viewBox=\"0 0 264 264\" xmlns=\"http://www.w3.org/2000/svg\"><path fill=\"white\" fill-rule=\"evenodd\" d=\"M12 155V154H11Z\"/></svg>",
	"mask_w": 264,
	"mask_h": 264
}]
</instances>
